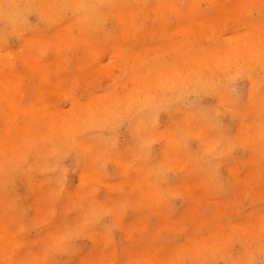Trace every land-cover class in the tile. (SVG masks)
I'll return each instance as SVG.
<instances>
[{
	"label": "rangeland",
	"instance_id": "rangeland-1",
	"mask_svg": "<svg viewBox=\"0 0 264 264\" xmlns=\"http://www.w3.org/2000/svg\"><path fill=\"white\" fill-rule=\"evenodd\" d=\"M6 1L5 0L0 1V8H1L0 9V25H1L0 26V42H2V43H0V48H1L0 49V55H1L0 59H2V60L4 59L3 61L0 60V66H2V68L1 67L0 68L3 70V71H0V82L3 85H5V83H8L10 81L13 82L15 80V82H13V84L16 86V85H20V84H15V83H20L19 78H21L22 79L21 80L22 85H20V86L22 89L20 87H19V89L21 90V92H23V90H24V92L22 93L23 96L20 98L23 99V97H24V100L20 101L19 96L17 97L18 93L16 94V92L18 91V89L15 90V86L12 83H9L10 85L12 84L11 87L9 86V84L8 85L6 84L7 86L5 85L6 87L10 88L11 90H7L8 88L6 89V87L3 88L4 86L2 87V85L0 86V92H1V90L4 91V89L9 91L8 94H5V91H4V93H1V95L2 94L5 96L9 95L8 97L6 96L7 98H9L10 96L12 97L11 93L14 92L16 95L14 94L13 96L17 97V99L14 98L15 103H13V104L16 107H18L19 105L21 106V104H23L21 112L24 109H26V110L28 109L27 111L30 110L31 112L33 111L32 107H34V106L31 107L30 105H28V103L29 104L32 103L36 107H38L37 105L42 107L43 101L46 100L48 102V104H47V102H44L45 108L44 107L43 108L38 107L39 108L38 111L40 113L35 112L37 109L36 110L34 109L35 111H33L32 113L30 111L24 112L26 114L28 113L25 116L28 117V115H29L30 118L29 117L26 118L22 115H20L21 118H19V115H17V117L19 118L18 119L17 117L14 116V118L19 120V122L14 123L15 120H12L13 115L18 114L20 111L15 113L12 110H10V108L7 107V105L10 104L9 99L8 100L6 98L4 99V96L0 97V98H2V100L3 99L7 100L6 103H5V101L4 102L2 101L3 103L0 102L1 103L0 107L4 108V111L2 110V112H6V116H5V113H3L5 116L4 117L2 115L1 110H0V112H1L0 113V120H1L0 121V146L1 145L5 146V147L1 146L2 148H4V150L0 147V149L4 151V153L2 152L3 154L0 155V256H1L0 257V264H7V262L12 261V260H13L12 261L13 264H41V261H42V264H127V263L128 264H159V263L160 264H236L235 259H237V264H241V263L245 264V262H247V261H248V264H264V251L262 250V249H264V234H263L264 233V128H263L264 127V64H262V63H264V42H263V40H264V26L263 25H264V23L261 22V20L264 21V19H262V17H264V16H262V15H264V0L263 1L262 0L261 1L260 0H242V1L241 0H233V2H232V0H224V1H226L225 3L223 0H222L223 2L219 0V3L222 2L223 5L222 4L221 5L224 6L223 8L221 6V9H219L220 7H218V5L220 6V4L217 3L218 0H216V1H213V0H196L195 2H194V0H173V1L172 0H149V1L148 0H144V1L142 0V3H141V0H139V1L138 0H113V1L112 0L111 1L110 0L109 1L108 0H101V2H100V0H97V1H93V0H65V3L67 2L66 4L63 2L64 0H54L53 3L56 6H54V4L52 3V0L50 1V3L48 2V0H30V3L29 2L25 3V2H27V0H23V1L20 0V4L17 3V2H19V0H9V1L6 0ZM146 1H148V2L146 3ZM248 1L251 2L250 3L251 6L247 4ZM254 1H256V2H254ZM2 2H5L4 3L5 5L4 4L2 5L1 4ZM22 2L25 4L24 5L22 4V6L20 7L19 5H21ZM60 2H62V4H65V6L61 5ZM94 2L97 4L95 5ZM192 2L195 4H193ZM84 3H87V4L85 5ZM233 3H236L235 4L236 6L235 5L233 6ZM237 3L239 4V7H238ZM17 4H18V6H17ZM57 4H59V5H57ZM174 4H176V6H178V7L174 6ZM26 5H28L29 7H27ZM88 5H89V7H88ZM90 5H92V8L90 7ZM189 5L193 6V7L195 6L194 7L195 10L193 9V7L190 8V10L192 9V10H194V12L193 11L190 12V10H189L190 13H187ZM254 5H256V6L253 8L254 10H252L251 7H253ZM2 6L4 7V9H2L3 8ZM41 6H43V7H41ZM93 6L95 7V9ZM125 6H128V7L126 8ZM215 6H217V7H215ZM242 6L244 8L243 9L244 11L241 9ZM257 6H258V8H257ZM56 7H58V8L60 7L59 8L60 10H58ZM82 7L85 8V10L83 9L81 11L80 9H82ZM140 7H141L142 12L138 13V11H140L138 8H140ZM150 7H151V9H150ZM247 7H248V10L245 9ZM52 8H55L56 10L52 9ZM86 8L87 9L89 8L92 11L89 10L90 11L89 12L88 10H86ZM158 8L160 9L159 11H157ZM177 8H179V9H177ZM196 8H197V10H196ZM237 8H240L244 12V14H246V15H244L243 12L240 13L239 11H241V10L237 9ZM249 8H251V9H249ZM255 8H257V9H255ZM161 9H163V10L161 11ZM232 9H234V10H232ZM235 9H237V10H235ZM61 10H63V15H61L62 14ZM93 10H94V13H93ZM175 10H177V12H178V13L176 12L177 14H175ZM47 11H51V13L49 14V12H47ZM56 11H57V14H56L57 18L61 17L60 18V24L59 23L57 24V21H59V20H57V18H55L57 20V21L55 20L56 23L53 21L54 18L53 19L51 18V15H55L53 12L56 13ZM75 11L77 13H75ZM237 11H238V14H237ZM80 12H81V14H80ZM134 12L138 13V14L133 15ZM172 12H174V13H172ZM228 12H230V17H228L229 16ZM58 13L60 16L58 15ZM69 13L71 15H69ZM73 13H75V15ZM205 13L208 15L205 16L206 15ZM215 13L217 16L220 14L219 17L214 15ZM247 13H249L248 17H247ZM82 14H83V16H82ZM178 14H180V15H178ZM210 14H211V16L213 15L212 17L215 16V18L214 19L208 18V16L210 17ZM234 14L235 15L237 14V16H235V19H234ZM11 15H12V17L15 16V18L12 19ZM131 15H133V20L130 21V19L132 18ZM138 15H139V17H138ZM154 15H156L155 18H153ZM184 15L187 17H185ZM203 15L205 17L204 19H202ZM243 15H244V17H243ZM23 16H24V18H23ZM120 16H122V17H120ZM140 16H141V21L139 19L135 18V17L140 18ZM151 16H153V17H151ZM225 16H227V18H225ZM240 16L243 17L244 19L246 18L247 20L246 19L244 20ZM104 17L106 19H104ZM206 17H207V20H206ZM109 18H111V19H109ZM216 18H218V19H216ZM221 18H222V20L220 21L219 19H221ZM223 19L225 20V23L222 24ZM258 19H259V23L256 24V21ZM97 20H99V22H97ZM154 20H155V22H154ZM198 20L199 21L201 20V22H199ZM101 21L103 23V24L101 23V26H100V24L96 25V24L100 23ZM133 21H136V22H133ZM180 21H182L183 27L181 26ZM206 21H208L209 24L212 21L211 25L206 26L207 28L202 25V23L203 24L205 23V25H207L208 23ZM236 21L238 23H241V25L236 23ZM243 21L244 22L248 21L249 23L246 22L245 23L246 25H245ZM16 22H18V23H16ZM47 22H49V23H47ZM51 22L53 23L52 25H50ZM72 22H73V24H72ZM117 22L120 24L118 25ZM131 22H133L134 25ZM162 22H166V24L163 25ZM192 22H193V24H192ZM93 23L95 26L94 25L92 26ZM124 23H126V24H124ZM136 23L137 24L139 23L140 25L139 24L137 25ZM200 23H201V25H200ZM70 24L72 25V27ZM173 24L174 25L178 24V26L172 27ZM224 24H226V25H224ZM248 24H251L252 26L248 25ZM260 24H261V26H260ZM25 25L27 27H25ZM124 25H126V26H124ZM158 25L160 27L165 26L166 28L164 27L161 29ZM222 25H223V27H221ZM247 25H248V27H247ZM29 26H31L33 28V30L35 28L36 29L33 31L31 29V27H29ZM211 26H214L215 30H214V27L212 29L209 28ZM232 26L235 29L238 27L236 29L238 34H237L236 30L234 28H232ZM69 27H71V29ZM73 27L75 30L73 29ZM76 27H78V28H76ZM136 27H139V28L137 29ZM175 27H177V28H175ZM191 27H193V28H191ZM255 27H258L259 30H257L258 28H255ZM21 28H23V29H21ZM24 28H28L27 29L28 31H26V29L24 30ZM80 28H82L83 30H80ZM86 28H87V30H85ZM124 28H126L128 31H126ZM133 28H135V29L133 30ZM186 28H187V31H186ZM218 28H220V29H218ZM245 28H246V30H248V29L249 30L246 31ZM150 29H151V31L153 29H155V32L153 30V34H151ZM167 29H169V30H167ZM171 29H172V31H171ZM191 29H193V30H191ZM217 29L220 31L219 32L220 35H219ZM240 29L243 30L244 32H242ZM124 30H125V32L130 33V34H131L132 30L135 32L133 33V31H132L133 36H131L129 34L127 36L125 34ZM222 30L224 32H222ZM24 31H26V34H24L25 33ZM37 31H38V33H37ZM68 31H70L71 34ZM138 31H140V32L137 33ZM173 31H174L173 35L178 34V35L174 36V39H173V41H175V42L177 41L176 43L174 42L175 44H173V41H172L173 35H171L173 33ZM210 31H212L213 33ZM22 32H24V33H22ZM99 32L102 34H100ZM122 32H124V33H122ZM159 32H160V34H159ZM200 32H202L201 36L199 34ZM215 32H217L216 34L219 35L220 38L217 37V35L215 36ZM256 32L257 33L259 32L258 36H261V37L256 36V34H257ZM21 33H22V35H21ZM179 33H181L183 35V37L182 36L180 37L181 34H179ZM211 33L213 34V36L210 39L209 37L211 36L210 35ZM252 33H254V34H252ZM69 34H70V36L68 37ZM249 34L253 35L254 40L251 39L252 35H249ZM30 35H33V36L31 37ZM71 35H73L74 37H72ZM102 35H104V36L102 37ZM159 35H160V37H159ZM184 35L186 38L184 37ZM204 35L205 36L209 35V36L204 37ZM237 35L240 36L239 38L241 40L243 39L242 41L245 42L244 44H246V47H244L245 45H243V42L238 43L239 42L238 40H240V39L236 38V37H238ZM7 36H9V37H7ZM119 36H122V38L124 37V39L127 38L128 41L126 39L125 43L124 42L122 43L121 41H124V39L121 40L122 38H120ZM170 36H172L171 39H170ZM247 36L249 37L248 38L249 41L247 38H245ZM17 37L18 38L20 37V38L18 39ZM34 37L36 39H34ZM71 37L74 40L72 39L69 41V38L71 39ZM117 37H119V38H117ZM132 37L134 39H132ZM178 37H180L181 39H179ZM4 38L6 41L4 40ZM63 38L65 40L68 39L66 41V43H65ZM96 38L98 39V41H96ZM102 38L103 39L105 38L106 40L105 39L103 40ZM137 38H139V39L137 40ZM196 38H198V39H196ZM202 38L203 39L205 38L206 41L203 40ZM228 38H231V39H228ZM233 38H234V40H232ZM101 39H102V44L104 43L103 45H105V46H102V44L100 45ZM143 39H145V42L147 44H149L150 47L148 45L144 44ZM226 39H228V40H226ZM48 40H49V42H48ZM82 40H84V41H82ZM92 40H93V42H92ZM107 40H108V42H107ZM113 40H116V42ZM134 40H136V41L133 42ZM139 40L144 44V46H142V48L140 47L142 43ZM149 40H151V41L149 42ZM165 40H166V44H165ZM236 40H237V42H236ZM71 41H72V43H75V46L73 45L74 49L71 45ZM75 41H77V42H75ZM180 41L185 43L183 46H186V48L189 49L192 47L193 52H195L199 48V50H197V52L199 54L197 52L192 53V51H190L192 49H189L187 51V54L185 53L186 55H189V56L191 54L192 55L196 54V55L195 56L191 55V57L188 56L189 58L187 57L188 60H186V57L184 56V52H186L185 50H187V49L185 47L182 49V46H180V45H182L181 44L182 42H180ZM246 41H247V43H246ZM3 42H7V43H3ZM25 42H27V43H25ZM97 42H98V44H97ZM110 42H111V45H110ZM112 42H113V44H112ZM31 43H34V44H31ZM77 43H78V45L81 43V46L80 45L78 46ZM116 43H122L123 44V45L117 46L120 50L119 54H121V55H118V56L116 55V56L120 57V58L115 57V54H117V52H118L117 51L118 48L116 49L114 46V45H117ZM154 43H155V46H154ZM167 43L170 44L172 48L170 47V45H167ZM227 43L228 44L230 43L228 45V47L230 48V50H228V51H230V52H227L224 49V47H227ZM29 44L32 45L31 46V48H33L32 50H30L31 48L28 49V47H30ZM42 44H44V45L46 44V46L48 45V50L46 48V53H45V50H44V53L42 52L43 49H45V47H41V49L43 48L42 50L39 49V47ZM65 44H68L69 46H67ZM128 44H130L131 46H129ZM134 44H136V45H134ZM176 44L180 47L177 48ZM188 44H190V45L188 46ZM247 44H249L250 46L249 45L247 46ZM156 45H158L160 47V50H163V51H160L161 53H165L166 51L164 48H166V49L168 48L166 54L165 55L161 54L159 52V49L157 51V48H159V47ZM163 45H165V46H163ZM202 45H205V47ZM214 45L216 48H217V45L220 48L218 47L219 49L218 48L216 49V48L212 47ZM4 46H5V49H4ZM6 46H8L7 47L8 49L10 48L9 49L10 51L6 48ZM95 46H100L101 52L98 50V53L100 52L99 55H98V53L96 55L97 47H95ZM119 46L122 48H120ZM137 46H138V48H137ZM200 46H202V49ZM230 46H235L237 48V50H236V48H235V50L238 54L236 52L234 54L233 51H235V50H232V48L234 49V47H230ZM20 47L22 50L20 49ZM49 47H51L50 48L51 50L49 49ZM58 47H59V49H58ZM79 47H80V49H79ZM94 47H95V49H94ZM133 47L135 48L134 52L132 51ZM155 47H157V48H155ZM107 48H109V49L107 50ZM136 48H137L138 52L136 51ZM169 48H171V50H169ZM180 48H181V50H178ZM205 48L207 50L209 49L207 51V53L203 52V51H205ZM211 48L216 50L214 52V54H216V56H214V54H212V53L211 54L208 53L210 51L213 52V50ZM243 48H244V50H243ZM23 49H25L26 52L28 51L31 54H29L28 52L26 53ZM124 49H125V51H124ZM172 49H174V50H172ZM20 50L23 51L22 56H24V57H21ZM57 50H59V51H57ZM114 50L116 51V53L111 56V54L114 52ZM128 50H130L129 53H128ZM152 50H153V52H152ZM217 50H219V51H217ZM4 51L10 52V53H7V54L5 53V56H3L2 54L4 53ZM89 51H90V53H89ZM92 51L94 52L93 54H95V56L92 55ZM123 51L127 52L125 54V56L126 55L127 56L126 57L123 56L124 58H121V56L124 55ZM131 51L133 52V54H131ZM140 51H141V53H140ZM169 51H171V52H169ZM182 51H183V53H182L183 55L180 58L179 55H181ZM224 51H225V55L227 57L224 55ZM231 51H232V54H230ZM248 51H250L251 53H248ZM37 52H38V54H37ZM58 52H59V54H58ZM61 52L63 54H60ZM135 52H137V53H135ZM157 52H159V53H157ZM11 53H13V54L15 53L14 57L10 56V55H12ZM147 53L149 54V56L147 55ZM205 53L207 54L206 56H204ZM40 54H42V55H40ZM136 54H138L139 56L143 54L144 57L143 56L139 57ZM158 54H160V55H158ZM197 54H198V56L199 55H201V56L198 57ZM29 55H31L30 59H29ZM33 55H36L37 57L33 56ZM38 55H40L41 58L40 57L38 58ZM108 55H109V57H108ZM151 55L153 58H150ZM208 55H213L212 58L213 57H221L222 61L219 60L221 58H218V59L213 58V60H214V62H213V60L210 59L211 57H209ZM228 55H229V57H228ZM251 55H252V57H251ZM8 56L10 57V59ZM16 56L18 57V60H17ZM59 56H62V58ZM81 56H82V58H81ZM129 56L131 58L132 57L133 58L131 59ZM183 56H184L185 60L183 59ZM202 56H204V57H202ZM15 57H16V59H15ZM19 57L22 60H20ZM33 57H34V59L36 57L35 60L33 59L34 62L29 61V60H32ZM66 57L68 58L67 60H69V64L66 62V60L64 61V59ZM127 57L129 60L127 59ZM141 57H143V58L148 57L147 59L149 61L147 60L146 63H144L145 60ZM201 57L204 58V60H202ZM24 58H27L28 62L24 61ZM59 58H61V59H59ZM113 58L114 59L116 58L117 60L113 61ZM227 58H228V60H227ZM247 58H250V60ZM96 59H99V61L97 60V62H99L100 65L96 62ZM120 59H122V60H120ZM126 59L128 61H126ZM140 59H142L141 61L143 63L140 61L141 63L139 64L138 63L139 61L137 62V60H140ZM208 59H210V61H207ZM216 59L218 61H221V62H218ZM89 60L92 62H89ZM130 60H133V61H130ZM260 60H262V61H260ZM11 61H12V63H10ZM36 61H37V63H39V61L43 62V63L40 62L41 65L39 64L41 66V68H39L40 66L37 65ZM123 61L124 62L126 61V63L128 65H126ZM186 61H188V62H186ZM205 61L208 63L210 62V63L208 65H205ZM257 61L260 62L261 64L258 63ZM24 62H26V63H24ZM76 62H77V64H76ZM87 62H89V63H87ZM128 62H133V63L135 62L134 63L135 67H134L133 63L131 64ZM171 62L173 64V66L171 65ZM202 62H203V65L200 66V64H202ZM215 62H216V64H214ZM30 63L33 64V66ZM84 63L86 65L82 66V64H84ZM113 63H115V64H113ZM120 63H122L123 65ZM137 63L139 64V66L137 65ZM168 63H170L169 66L167 65ZM254 63H255V65H254ZM256 63H258V64L256 65ZM24 64H27V65H24ZM108 64H109V67L111 65L110 69H108ZM129 64H131L133 67L129 66ZM141 64L142 65L145 64L144 66H141V67L142 68L145 67L146 70H144L145 68H143V71H142V68L140 67ZM175 64H176V66H175ZM250 64H253V65H250ZM8 65H9V67H7ZM78 65H80V66H78ZM91 65H94V66H91ZM96 65L99 67L102 65H105V66H103L104 68L100 67L101 70L99 69L100 70L99 74L105 76V74H106L105 73V67H107V69H108V70L106 69L107 73H109V71L111 72V74L109 75L110 77H108V76H105V77L100 76L99 77V75H95L98 73ZM116 65L117 66L119 65L118 66L119 69L116 67ZM182 65H183V67H182ZM194 65H195V67H194ZM260 65H261V68H259ZM14 66H16V67H14ZM30 66L32 67L33 70H36V71L33 72L32 70H30ZM43 66H44V68H43ZM124 66L126 67V70L122 68V70H123L122 71L121 67H124ZM128 66L131 69H128L129 68ZM151 66H152V68H149ZM205 66H207V67L205 68ZM79 67H81V68H79ZM159 67H161V68L159 69ZM54 68H55V70H54ZM77 68H79L78 69L79 71L77 70ZM88 68L89 69L91 68L89 73H87V71H89ZM133 68L137 69L135 72L138 71V73H139L141 71L140 72L141 74L138 75V73H137V75H136ZM167 68H168V70L170 69L168 72H167ZM11 69H13L15 71H13ZM154 69H156V70H154ZM177 69L178 70L181 69V72H179V74L176 73ZM10 70L12 72H10ZM23 70H24V72H23ZM29 70H30V72H29ZM49 70H50V72H52V70H53V73L47 72ZM94 70H96V72ZM173 70H174V72L171 73ZM235 70H238V71H235ZM84 71L86 73H83ZM158 71H160L159 73L162 72L163 74L161 73L158 76L157 75ZM231 71H232V73H230ZM44 72H46L47 77H46V75H44L45 74ZM131 72L133 74H135V76H132ZM193 72H194V74L196 72V74L193 75ZM249 72H250V74H249ZM1 73H3V74H1ZM11 73H12V75L14 73L17 74V75H15L16 77L12 76ZM20 73L22 74L21 76L19 75ZM48 73L50 75L49 76L50 78H48ZM142 73H145V74L142 75ZM24 74H27V77ZM31 74H32V77L30 76ZM80 74H82L81 76H83V77H81V76L79 77ZM89 74H90V77H89ZM245 74H247L248 76L247 75L245 76ZM28 75L31 78L28 77ZM41 75L44 76L43 78H47V80L50 82L49 85L47 84V83H49L48 81L46 83V81L44 82L43 80L42 81L44 84L41 83V80H40V84H39V82H38L39 79H43ZM94 75L97 76V78H96L97 81L95 80ZM106 75H108V74H106ZM128 75H130V76H128ZM152 75H154V76H152ZM6 76H7V78H6ZM9 76H10V78H9ZM119 76H120V78H119ZM131 76H132V78H131ZM156 76H158L157 79H160L161 82L165 81V83H162V84H164V86L160 85L162 87V89H160L161 87L159 88V85H158L161 82L157 81L155 83V81L157 80ZM186 76H188V77H186ZM87 77H89L91 79H89ZM144 77H146V78H144ZM149 77H150V80H149ZM170 77H171V79H170ZM251 77H252V80L250 81ZM2 78L4 79L3 80L4 83H3V81H1ZM72 78H73V80H72ZM93 78H94V80H93ZM117 78L119 81H117ZM152 78L154 79V82H153ZM163 78H164V80H163ZM9 79H10V81H9ZM23 79H25L26 81L25 80L23 81ZM34 79H36L37 82ZM49 79L53 83H51V81ZM77 79H79V80H77ZM126 79H127V83L128 82H130V83L127 84ZM135 79H136V81H135ZM141 79H142V81H143V79L145 81L147 80L146 81L147 84L145 81L144 82H142V81L138 82ZM7 80H8V82H7ZM62 80L63 81L65 80L67 82L64 81L65 83L63 84ZM68 80H70V82H68ZM16 81H18V82H16ZM76 81L77 82L80 81V82L77 83ZM92 81H96V83H93V86H94L93 89L91 88L92 85H90V87H89L90 89L87 88L88 87L87 84H89V83L91 84ZM167 81L169 84H167ZM172 81H174V82H172ZM213 81H215V82H213ZM258 81H259V84H258ZM29 82H30V84H29ZM35 82H36V86L39 87L38 88L39 91H40V87H41L40 92L37 91V88L34 85ZM54 82L55 83L59 82V84L61 83L62 86L61 87L57 86L58 83L55 84ZM71 82H73V84H71ZM122 82H124L126 84H124ZM135 82H137L138 84ZM151 82H153V83H151ZM184 82H186V83H184ZM250 82L252 83V85ZM23 83H24V85H23ZM139 83H141V84L143 83V86ZM154 83H155V85H153ZM216 83H217V85H213ZM116 84H118V85H116ZM42 85H43V87L45 86L44 90L49 88V90L51 91V92L48 90L44 91L47 93L46 96L41 95L42 93H44V92H42V90H43ZM68 85L71 88L72 87L73 88L70 89L68 87ZM134 85L135 86L139 85V87L143 91L139 92L140 88L139 87L134 88ZM156 85H158L157 86L158 89L156 88ZM165 85H166V87H165ZM248 85H250V86H248ZM12 86L14 89L12 88ZM53 86L56 87V88L55 87L54 88H55V90H57V92L58 91H59V93L62 92V93H60L61 95H63V92L68 90L67 93H69L68 94L69 96H67V93H66L65 95H63V97L60 96L61 97L60 98L59 93H57L58 94L57 95V94H55L56 91L55 92L53 91L54 90V88H52ZM131 86L133 87V89H136L137 92L134 91ZM144 86H146V88L143 89ZM253 86L257 87V88H253ZM16 87L18 88V86H16ZM32 87H33V90H35V89L36 90L31 91ZM67 87L69 89L65 90ZM230 88H231V90H230ZM59 89H63V90H59ZM107 89H108V91L111 90L110 93L107 91ZM112 89L114 90L113 93H112V91H113ZM129 89H132L134 91V93L132 92L133 95L131 94L132 97L130 96V98L128 100L129 96L127 97V99H125L126 93H124V90H125V92H126V90L131 92L132 90H129ZM138 89H139V91H138ZM145 89H147V91ZM148 89L150 91H148ZM156 89H157V91H159V90L160 91L156 92ZM249 89L250 90L254 89L255 92L252 93V91H250ZM13 90H15L16 92ZM216 90L219 91L222 95L219 94V92H217ZM36 91L39 92V94H38L39 96L41 95L40 98L37 97L38 95L37 96L35 95V94H37ZM115 92H116V94H115L116 97H114ZM145 92H147V93H145ZM32 93L36 96V98L31 97ZM98 93L100 95L102 94V97L99 96L102 103L101 102L98 103L100 100L98 102H96L99 98L96 97V95H94V94H97V96H98ZM104 93L105 94L107 93L108 97H107V95L104 96ZM111 93H112V95H110V96H113V97L110 99L109 94H111ZM127 93H128V95L130 94L129 92H127ZM139 93H142L144 95H142V94L140 95ZM25 94H26V96H28L27 98H26ZM76 94H77V96H76ZM170 94H171V96H170ZM215 94H218V96H216ZM250 94H252L253 96L250 97L251 96ZM55 95H57L58 97H56ZM247 95L249 97H247ZM91 96H93V98H95V99H93V98L90 99ZM118 96H119V98L121 97V101L118 98ZM29 97H31V98H29ZM45 97H46V99H45ZM134 97H135V99H133ZM254 97L255 98L257 97V98L255 99ZM73 98H75V99H73ZM108 98L110 100H108ZM131 98H132V100H131ZM14 99H12V102ZM29 99L32 102H28ZM36 99L37 100L39 99V100L36 101ZM72 99L76 102H74ZM117 99H119L120 104L116 103V102L119 103V101H117ZM140 99H142L143 104H141ZM88 100L90 102H92L93 105H96V104L100 105L101 104L100 106L98 105L99 108H102L104 106V105L102 106V104H106L105 105L106 107L104 106L106 108V110H107V108H110L112 106L111 109H109L111 112L109 110L106 111L104 107H103L104 109H100V110H103L101 112L99 111L98 107L96 108L98 111H95L96 109L92 110L91 107L95 108L96 106L95 107L93 105L91 106V104H92L91 103L89 105H90V109L92 111H94V113H92V114H94V115H92L93 119H94L95 115L96 116L99 115V116L97 117V119L95 121L93 119H91L92 120V122H91V120L87 119V122H86L85 113H87V112H85L86 108L84 107V104L90 103V102H87ZM93 100H94V102H93ZM112 100L114 101V103H112V105H111L110 103L112 102ZM125 100H127V103ZM135 100H136V103H134ZM0 101H1V99H0ZM123 101H125V102H123ZM35 102L37 105L35 104ZM37 102L38 103L41 102L42 105H40V103L38 104ZM129 102H131V103H129ZM167 102H168V104H167ZM216 102H217V104H216ZM17 103H19V104H17ZM72 103H73V105L75 104L74 105L75 107L74 106L72 107ZM77 104H78V107H76ZM108 104H110L111 106H109ZM164 104H166V105H164ZM25 105L29 106L30 108L27 106L25 107ZM53 105H54V107H53ZM86 105H88V104H86ZM115 105L119 106V107L117 106L118 109L114 108V107H116ZM138 105H139V108L137 107ZM23 106H24V109H23ZM47 107L49 109H46ZM79 108L81 109V111ZM121 108H123V109H121ZM44 109H46L47 111H50V113L52 111H54L53 115L49 113V116H48V113L46 111L47 116L45 117L46 113L44 114L42 112ZM57 109H59V110H57ZM70 109H72V110H70ZM82 109H84L85 111L84 110L82 111ZM56 110L58 112H55ZM74 110L76 111V113L77 112L79 113V111H80V114L82 112H84V113H82L81 117L84 114L85 118H81L80 121H78L79 116L76 115L77 116L76 118L78 119L77 121L80 122L79 124H77V121L76 122L74 121L75 119H73V120L71 119V118H73L72 113L75 114ZM115 110H116V112H115ZM175 110H177V111L175 112ZM59 111H60V113H59ZM67 111H70V113H68ZM104 111H106V112L104 113ZM213 111H215V112H213ZM44 112H45V110H44ZM88 112H89V110H88ZM55 113H57V115L58 114L59 115L57 116ZM67 113H68V115H67ZM10 114H12V115H10ZM19 114H21V113H19ZM22 114H23V112H22ZM39 114H41V116H39ZM54 114H55V116L58 117V121L61 120L60 118H62V120L60 121L61 123L59 122V125L56 124L57 129H60L61 127H59V126H62L66 122H69L68 123L69 125L66 123V125H68L69 127L71 126V122L74 121V123H76L75 125L73 123L72 124L73 126H71L70 128H72V129L74 128L73 129L74 131L76 130L75 128H77V131L74 132L71 129V131H73V133L71 135L67 134V137L68 138L70 137V141L68 139L65 140L66 135L64 136L65 139L62 136L63 134H65V132L64 133H62V132L64 130H66L65 129L66 127H63L64 130L61 128L62 131L59 130L60 134H58V132L56 133V131H58V130H55L56 127L53 126L51 123L52 118H53L52 122L55 120L57 122V117L55 118ZM60 114H61V117H60ZM88 114H91V113H88ZM101 114L103 116H101ZM108 114L111 115L112 118L109 119ZM105 115H107V116H105ZM8 116L10 119V120L8 119V121H11L12 125H13V123L15 124V125H13L14 128L10 127V125H11L10 122H6L7 119H5V118H8ZM42 116H44L45 118ZM65 116L66 117L71 116V117L67 119ZM156 116H158V119H156ZM182 116H184V117H182ZM31 117H32V119H31ZM100 117H102V118H100ZM54 118H55V120H54ZM74 118H75V116H74ZM87 118H88V116H87ZM89 118H90V116H89ZM106 118H107V120H106ZM138 118H141L143 122L140 121L141 119L138 120ZM154 118L156 119L157 122L155 121ZM185 118H187V119H185ZM28 119H31L30 121L34 125L31 123L32 124V126H31L30 122L29 123L27 122L30 126L27 129L25 128L27 131L24 134V132H25L24 128L22 129L20 127L26 123L25 121H29ZM40 119H42V120H40ZM98 119H101L102 121H104L105 122L104 125H102L103 123H101L102 122L101 120H99V122H97ZM18 120H16V121H18ZM66 120H68V121H66ZM70 120H72V121H70ZM105 120L107 122L108 121H110V122L107 123ZM144 120L145 121L148 120V121L145 122ZM62 121L63 122L66 121V122L62 123ZM139 121L143 124H140ZM240 121H241V123H240ZM242 121H243V123H242ZM81 122L83 124L82 126H81ZM151 122H155V123L153 124ZM247 123H248V129H246ZM49 124L52 127H54L52 129L53 132L55 131L54 133H52L50 130H49V132H51V133L46 132L45 129L48 128L47 125L49 126ZM136 124L138 125V128H139V126H140V128H142L141 126L147 125V127H145L146 131L144 130V127L142 129H140L141 130L140 131L137 128ZM144 124H146V125H144ZM242 124H244V125H242ZM4 125L7 127L9 126L10 128L9 127L8 128L9 129L12 128L13 130H9ZM25 125H27V124H25ZM25 125L23 127H25ZM149 125H152L153 127L149 126ZM44 126L46 127L45 129H43ZM51 126L48 129H50ZM163 127H165V129H166L165 131H164ZM134 128H135V130H133ZM136 128L138 129V132H136ZM188 128H191L190 129L191 131L188 130L191 134L187 131ZM207 128L209 129L208 131H207ZM28 129H29V131H28ZM40 129L42 131L41 133H39L40 131H38ZM101 129H103V130H101ZM198 129H201L202 131L200 130V132H199ZM257 129L259 131H257ZM117 130H119V131H117ZM9 131H11L10 134L12 133L11 137L9 136L10 134L9 135L3 134L5 132H7V134H8ZM43 131L46 133V134L44 133L46 136H48V137L52 136L51 138L48 139L49 142L46 141L47 138L43 139V137L45 136V135H43ZM67 131H69V133L71 132L70 129H68V127H67ZM168 131H169L170 135L168 134ZM177 131L179 133H177ZM247 131H248V134H247ZM171 132L173 135H175L174 132H176V135L177 134H180V135H178L177 136L178 138H176V136L175 137L171 136L172 135ZM195 132H198V135L201 133L200 134L201 138ZM15 133L18 134V137H17V134H15ZM38 133L43 135L42 138L39 137L40 135ZM47 133L49 135H47ZM77 133H79V135ZM153 133H154V135H153ZM1 134H3V135H1ZM99 134H101V135L98 136ZM161 134H165V135H163L164 137ZM192 134L194 135V137ZM250 134H251L252 138L249 136ZM21 135H22V137H21ZM23 135L26 136L27 138H23L24 137ZM60 135H61V137H60ZM86 135L89 137L86 138L87 137ZM95 135L97 137H95ZM160 135L163 137L162 140H161L162 137H159ZM166 135L168 138L166 137ZM6 136H9V137H7V140H6ZM29 136L33 137V139L30 138ZM34 136H36V138H34ZM54 136H55V139H54ZM246 136L249 138V140ZM256 136H257V138H255ZM150 137L152 138L151 141H149V139H151ZM170 137H172V138H170ZM12 138H14V139H12ZM75 138H76V141L74 142ZM91 138H93V139H91ZM165 138H167V139H165ZM218 138H220V139H218ZM3 139H4V141H3ZM169 139H171V142L173 140V142H172L173 144H174V141H176V144H174L173 147H171L173 144H171V146L168 145L171 143L169 141ZM196 139H197V141H196ZM1 140L3 141V143L1 142ZM10 140H12L13 143L16 142L15 143L16 148L14 147V144H13V148L10 147L11 143H12V141H10ZM38 140H39V143H38ZM77 140H78V142H77ZM213 140L215 141L214 143H213ZM67 141H69L70 143ZM103 141H106V142H103ZM73 142L76 144L77 143H79V144L76 146L73 144ZM80 142H82V143H80ZM85 142H88V143H85ZM17 143L19 145H17ZM50 143L52 145L49 146ZM149 143H151V146ZM89 144H90V146H89ZM99 144L100 145L102 144V145L99 146ZM166 144L168 145V148L170 147L172 150L170 148L168 149ZM53 145H55V146L53 147ZM56 145L57 146L60 145V146H58V148H57ZM83 145H86V147L84 148ZM94 145H96V147ZM69 146L71 148H69ZM105 146L107 148H104ZM203 146H205V147H203ZM40 147H41V149H40ZM100 147L103 149L101 150ZM109 147H110L111 151H109L110 150ZM46 148H48V149H46ZM174 148H175V150H174ZM202 148H204L205 151ZM206 148L207 149L209 148V150L207 151ZM10 149L11 150L13 149L12 152L10 151ZM29 149L30 150L32 149L31 152ZM34 149H36V150H34ZM66 149H68V150H66ZM98 149H100L101 151H103V150H105V151L100 153L99 151H97ZM55 150L59 151V152L56 153ZM64 150H65V152H64ZM164 150L165 151L167 150L166 153ZM201 150L203 151V153H205V152L206 153L202 154ZM28 151H29V153H28ZM42 151H44V152H42ZM144 151L146 154L143 155ZM198 151L199 152L201 151L200 156H199ZM61 152H63V153H61ZM91 152H92V154H90ZM104 152L106 154L103 157L102 155ZM114 152H116V153H114ZM119 152H121L120 155L117 154ZM9 153L11 154V156ZM113 153H114V156L111 155ZM18 154H19V157H18ZM30 154H32V155H30ZM54 154H55V156H54ZM65 154H66V156H65ZM115 154H117V156ZM164 154H165V157H164ZM39 155H40V158H39ZM92 155H94V156L92 157ZM96 155H99V156L101 155V156L100 157L98 156V158H97ZM15 156H17V158ZM33 156H34V158H33ZM108 156H110V157L108 158ZM120 156L124 158V159L122 158L123 160L127 161V162L123 161L125 164H121L123 162H119V161H122V159H120L121 158ZM81 157H83V158H81ZM166 157H167L168 161H167ZM47 158H49V159H47ZM183 158H184V160H183ZM63 159H65V160H63ZM74 160H76V161H74ZM181 160H183L185 163L186 162L187 163L184 164V162ZM16 161H17V163H16ZM49 161H51V162H49ZM56 161H58V162H56ZM134 161L136 162L135 165L133 163ZM104 162H106V164H104ZM129 162H131L132 164L129 165ZM2 163H3V165H2ZM49 163H51V164H49ZM84 163L86 165H84ZM89 163H91L94 167L89 168L88 166L91 165ZM102 163H103V165H102ZM116 163L124 166V169L122 166L119 165L120 166L119 170H116V168H117ZM141 163L143 165H141ZM170 163L172 164V166L169 165ZM127 164L130 167L126 168L125 165H127ZM138 164H140L141 166ZM157 164H158V166H157ZM13 165H14V167H12ZM40 165L43 167L41 168ZM38 166L42 170H40V168ZM65 166L68 168H66ZM33 167H36V168L33 169ZM79 167L80 168L83 167V169L86 171L80 172V170H82V169H80ZM93 168H95V169L92 170ZM134 168H136L137 171ZM144 168H146L147 171ZM35 169H38L37 172L35 171ZM122 169H123L124 173L122 172ZM39 170H40V173H39ZM90 170L94 171V172L97 171L96 173L92 172L93 174H95L97 176V178H95V180L93 178V177H95V175H92L90 173L91 172ZM125 170H126V173H125ZM3 171H5L6 173ZM234 171H236V172H234ZM250 171H251V173L249 174ZM59 172H61V173H59ZM119 172H120V174H119ZM48 173L51 175H49ZM37 174H38V177H37ZM44 174L46 176H44ZM142 174H144V175H142ZM11 175H13V176H11ZM82 176H85L86 180H84V177H82ZM144 176H147V177H144ZM237 176H238V178H237ZM63 177H65V179ZM45 178H47L48 181H47V179L45 180ZM49 178H50V180H49ZM80 178H81V180H80ZM245 178H246L247 182L245 181ZM88 179H91V180L89 181ZM134 179L136 180V182H138L140 184L139 185L140 188L137 185V183L135 185ZM43 180L45 181L44 182L45 184L43 183ZM83 180L86 182H84ZM87 180L90 183H88ZM125 180H126V182H124ZM142 180H143V182H141ZM82 181L84 182V184H86V185H84L85 187L83 186ZM97 181H98V183H97ZM105 181H108V182H105ZM183 181L185 182L186 186H187V184L190 185V187H189V185L187 186L190 189L185 187ZM56 182H58V183H56ZM79 183L82 185V188H80ZM61 184H63V185H61ZM113 184H114V186H113ZM42 185L43 186L45 185V186L43 187ZM110 185H111V187H110ZM150 185H152L153 187ZM60 187L61 188L63 187V189H60ZM147 187H150V190H149V188L147 190L146 189ZM138 188L142 191L140 192ZM174 189H175V191H174ZM146 190L149 192L154 191L156 194H154V192L153 193L150 192L147 194ZM60 191H62V192H60ZM143 191H145V192H143ZM78 192H81V193H78ZM185 192H187V193H185ZM60 193H61V195H60ZM76 193L78 196L77 198H76ZM146 194L149 195L150 198H148ZM70 195H72V196H70ZM125 198H127V199H125ZM145 199L146 200L148 199V200L146 201ZM91 202H92V204H91ZM156 202H158V203H156ZM134 203H136V204H134ZM103 205H104V207H103ZM57 206H58V208L56 209ZM75 206H77V207H75ZM101 207L102 208L106 207L107 210H105L106 208L101 210L102 209ZM121 207H123V208H121ZM53 208H55V209H53ZM110 208H112V209H110ZM124 208H125V210H124ZM122 210H124V211H122ZM117 211H119V212H117ZM247 213H250V214L252 213V214L250 216H248ZM137 218H139L140 221ZM204 219H206V221L207 220L208 221L207 222L205 221V223H204ZM261 219L263 220L262 221L263 223L261 222ZM246 221L247 222L249 221L248 224ZM250 222L252 225H250V227L246 226V225H249ZM121 223L123 224V227H122ZM235 223L238 225H236ZM255 223L257 224L256 227H255V225H256ZM259 224H261V225H259ZM5 226H6V228H5ZM7 226H9V227H7ZM136 226L138 227V229ZM243 226L246 228L245 230L243 229ZM252 226H254V227H252ZM258 226L259 227L261 226L262 228L261 227L259 228ZM257 227L259 228L258 229L259 232L257 230ZM246 230H248V232L245 233ZM256 230H257V233H256L257 235L255 234ZM88 231H90V232H88ZM50 232H52V234L55 232L54 236L51 235ZM260 232H261V234H260ZM50 235H51V237H50ZM258 235H259V237H258V239H256ZM185 237H187V238H185ZM59 239H60V242H59ZM54 240H56L55 243H54ZM57 240H58V242H57ZM207 241H209V242H207ZM214 244H216V245H214ZM158 248H159V250H158ZM177 248H179V249H177ZM155 251H156V253L153 256V254H154L153 252H155ZM33 253H35V255L36 254L37 255L33 256L32 255ZM127 253L130 255H128ZM144 253L146 254V256ZM45 255H46V257H45ZM156 255H158V256H156ZM36 257L39 259H37ZM40 259H42V260L40 261ZM162 261H164V262H162ZM249 261H251V262H249ZM12 262H10V264H12Z\"/></svg>",
	"mask_w": 264,
	"mask_h": 264
},
{
	"label": "bare ground",
	"instance_id": "bare-ground-1",
	"mask_svg": "<svg viewBox=\"0 0 264 264\" xmlns=\"http://www.w3.org/2000/svg\"><path fill=\"white\" fill-rule=\"evenodd\" d=\"M0 1H2V0H0ZM5 1H6V0H5ZM8 1H9V0H8ZM21 1H23V0H21ZM50 1H51V0H48L49 3H50ZM93 1H97V0H93ZM108 1H109V0H108ZM110 1H111V0H110ZM112 1H113V0H112ZM138 1H139V0H138ZM143 1H144V0H143ZM148 1H149V0H148ZM148 1H146V3H147ZM172 1H173V0H172ZM195 1H196V0H194V2H195ZM213 1H216V0H213ZM220 1H222V0H220ZM223 1H224V0H223ZM223 1H222V2H223ZM241 1H242V0H241ZM260 1H261V0H260ZM262 1H263V0H262ZM6 2H7V1H6ZM28 2L30 3V0H27V2H25V3H28ZM53 2H54V0H52V3H53ZM63 2L65 3V0H64ZM77 2H78V1H77ZM100 2H101V0H100ZM198 2H199V1H198ZM222 2L219 3V0L217 1V3L220 4V6L218 5V7H220L219 9H221V6L223 5ZM225 2H226V1H224V3H225ZM232 2H233V0H232ZM248 2H249V3H248ZM248 2H247V4L250 5L251 2H250V1H248ZM254 2H256V1H254ZM4 3H5V2H2L1 4L3 5ZM17 3L20 4V0H19V2H17ZM25 3L22 2L21 5H19V6L21 7L22 4L24 5ZM52 3H51V4H52ZM56 3H57V2H56ZM66 3H67V2H66ZM66 3H65V4H66ZM94 3H95V2H94ZM141 3H142V0H141ZM192 3H193V2H192ZM243 3H244V2H243ZM18 4H17V6H18ZM53 4H54V3H53ZM60 4L63 5V6H65V4H62V2H60ZM84 4L86 5L87 3H84ZM89 4H90V3H89ZM96 4H97V3H95V5H96ZM193 4H195V3H193ZM221 4H222V5H221ZM235 4H236V3H233V6H234ZM237 4H238V3H237ZM245 4H246V3H245ZM245 4H244V5H245ZM4 5H5V4H4ZM57 5H59V4H57ZM80 5H81V4H80ZM80 5H79V6H80ZM95 5H94V6H95ZM116 5H117V4H116ZM116 5H115V6H116ZM119 5H120V4H119ZM191 5H192V4H191ZM228 5H229V4H228ZM240 5H241V4H240ZM17 6H16V7H17ZM26 6L29 7L28 5H26ZM26 6H25V7H26ZM54 6H56V5L54 4ZM54 6H53V7H54ZM94 6H93V7H94ZM100 6H101V5H100ZM149 6H150V5H149ZM174 6H176V4H174ZM186 6H187V5H186ZM235 6H236V5H235ZM250 6H251V5H250ZM250 6H249V7H250ZM255 6H256V5H254L253 7H251L252 10H254L253 8H254ZM2 7H3V6H2ZM12 7H13V6H12ZM27 7H26V8H27ZM41 7H43V6H41ZM49 7H50V6H49ZM66 7H67V6H66ZM69 7H70V6H69ZM84 7H85V6H84ZM88 7H89V5H88ZM90 7L92 8V5H90ZM95 7H96V6H95ZM95 7H94V9H95ZM117 7H118V6H117ZM125 7L127 8L128 6H125ZM141 7H142V6H141ZM141 7L138 8V9L140 10V11H138V13L142 12V11H141ZM147 7H148V6H147ZM176 7H178V6H176ZM192 7H193V6H190V5H189V7H188V12H187V13H190V12H192V11L194 12V10H195L194 7H195V6L193 7L194 10H192V9L190 10V8H192ZM215 7H217V6H215ZM223 7H224V6H222V8H223ZM238 7H239V4H238ZM18 8H19V7H18ZM56 8H57L58 10H60V9H59L60 7H59V8L56 7ZM118 8H119V7H118ZM123 8H124V7H123ZM154 8H155V7H154ZM213 8H214V7H213ZM231 8H232V7H231ZM233 8H234V7H233ZM251 8H249V9H251ZM257 8H258V6H257ZM257 8H255V9H257ZM0 9H1V8H0ZM2 9H4V7H3ZM52 9H55V8H52ZM83 9L85 10V8H83V7H82V9H80V10L82 11ZM104 9H105V8H104ZM104 9H103V10H104ZM142 9H143V8H142ZM150 9H151V7H150ZM155 9H156V8H155ZM177 9H179V8H177ZM237 9H240V8H237ZM237 9H235V10H237ZM241 9H242V10L244 9L243 6H242ZM241 9H240V10H241ZM245 9L248 10V7L245 8ZM48 10H49V9H48ZM55 10H56V9H55ZM75 10H76V9H75ZM86 10L89 11L90 9H89V8H88V9L86 8ZM124 10H125V9H124ZM146 10H147V9H146ZM159 10H160V9L158 8L157 11H159ZM162 10H163V9H161V11H162ZM189 10H190V12H189ZM196 10H197V8H196ZM230 10H231V9H230ZM232 10H234V9H232ZM242 10L239 11V12L242 13V12L244 11V10H243V11H242ZM12 11H13V10H12ZM12 11H11V12H12ZM61 11H62V14H61V15H63V10H61ZM61 11H60V12H61ZM90 11H92V10H90ZM90 11H89V12H90ZM161 11H160V12H161ZM170 11H171V10H170ZM24 12H25V11H24ZM47 12H49V14L51 13V11H47ZM131 12H132V11H131ZM135 12H136V11H135ZM135 12H134L133 15L138 14V13H135ZM176 12H177V10H175V14L178 13V12H177V13H176ZM185 12H186V11H185ZM219 12H220V11H219ZM251 12H252V11H251ZM14 13H15V12H14ZM53 13H54L55 15H51V18H52V19L54 18L53 21L55 22V20H56L55 18H57V16H56L57 11H56V13H55V12H53ZM75 13H77V12L75 11ZM75 13H73V14L75 15ZM91 13H92V12H91ZM93 13H94V10H93ZM119 13H120V12H119ZM172 13H174V12H172ZM235 13H236V12H235ZM245 13H246V12H245ZM252 13H253V12H252ZM15 14H16V13H15ZM42 14H43V13H42ZM42 14H41V15H42ZM80 14H81V12H80ZM104 14H105V13H104ZM120 14H121V13H120ZM156 14H157V13H156ZM205 14H206V13H205ZM205 14H204V15H205ZM211 14H212V13H211ZM211 14H210V17L208 16V18H213V19H214L215 16L212 17L213 15L211 16ZM224 14H225V13H224ZM237 14H238V11H237ZM237 14H236V15L234 14V19H235V16H237ZM243 14H244V12H243ZM248 14H249V13H247V17H248ZM16 15H17V14H16ZM24 15H25V14H24ZM43 15H44V14H43ZM58 15H59V13H58ZM69 15H71V14L69 13ZM74 15H73V16H74ZM102 15H103V14H102ZM133 15H131L132 18L130 19V21L133 20ZM142 15H143V14H142ZM162 15H163V14H162ZM178 15H180V14H178ZM178 15H177V16H178ZM187 15H188V14H187ZM204 15H203V18H202V19L205 18ZM207 15H208V14H206L205 16H207ZM214 15H216V13H215ZM219 15H220V14H219ZM219 15H218V16L216 15V16L219 17ZM225 15H226V14H225ZM228 15H229V16H228ZM228 15H227V16L230 17V12H228ZM239 15H240V14H239ZM244 15H246V14H244ZM244 15H243V17H244ZM250 15H251V14H250ZM44 16H45V15H44ZM52 16H53V17H52ZM55 16H56V17H55ZM59 16H60V15H59ZM82 16H83V14H82ZM159 16H160V15H159ZM184 16H185V15H184ZM227 16H225V18H227ZM262 16H264V15H262ZM11 17H12V15H11ZM19 17H20V16H19ZM28 17H29V16H28ZM66 17H67V16H66ZM120 17H122V16H120ZM138 17H139V15H138ZM138 17H135V18H137V19H139V20L141 21V16H140V18H138ZM148 17H149V16H148ZM151 17H153V16H151ZM155 17H156V15H154L153 18H155ZM164 17H165V16H164ZM185 17H187V16H185ZM238 17H239V16H238ZM240 17H241V16H240ZM243 17H241V18H243ZM13 18H15V16L12 17V19H13ZM23 18H24V16H23ZM60 18H61V17L57 18V20H59V21L56 20V21H57V24H58V23L60 24ZM107 18H108V17H107ZM153 18H152V19H153ZM225 18H224V19H225ZM241 18H240V19H241ZM84 19H85V18H84ZM104 19H106V18L104 17ZM109 19H111V18H109ZM178 19H179V18H178ZM185 19H186V18H185ZM216 19H218V18H216ZM224 19H223V21H222V24L225 23V20H224ZM243 19H244V18H243ZM243 19H242V20H243ZM245 19H246V18H245ZM245 19H244V20H245ZM262 19H264V17H262ZM87 20H88V19H87ZM90 20H91V19H90ZM107 20H108V19H107ZM164 20H165V19H164ZM206 20H207V17H206ZM219 20L221 21L222 18L219 19ZM231 20H232V19H231ZM246 20H247V19H246ZM14 21H15V20H14ZM14 21H13V22H14ZM22 21H23V20H22ZM85 21H86V20H85ZM85 21H84V22H85ZM105 21H106V20H105ZM119 21H120V20H119ZM198 21H199V20H198ZM226 21H227V20H226ZM233 21H234V20H233ZM252 21H253V20H252ZM86 22H87V21H86ZM86 22H85V23H86ZM97 22H99V20H97ZM106 22H107V21H106ZM133 22H136V21H133ZM133 22H131V23L134 25ZM144 22H145V21H144ZM154 22H155V20H154ZM172 22H173V21H172ZM199 22H201V20H200ZM206 22L208 23L207 25H205V23H204V24L202 23V25L205 26V27L208 26V25H211V24H212V23H211L212 21L210 22V24H209L208 21H206ZM243 22H244V21H243ZM246 22H248V21H246ZM246 22H244V24H245ZM261 22L264 23L263 20H261ZM16 23H18V22H16ZM23 23H24V22H23ZM47 23H49V22H47ZM55 23H56V22H55ZM91 23H92V22H91ZM101 23H102V21H101L100 23L96 24V25H99V24H100V26H101ZM117 23H118V22H117ZM140 23H141V22H140ZM162 23H163V25L166 24V22H162ZM180 23H181V26H182V21H180ZM180 23H179V24H180ZM236 23H238V22L236 21ZM248 23H249V22H248ZM258 23H259V19L256 21V24H258ZM25 24H26V23H25ZM52 24H53V23L51 22L50 25H52ZM57 24H56V25H57ZM72 24H73V22H72ZM87 24H88V23H87ZM102 24H103V23H102ZM119 24H120V23H118V25H119ZM124 24H126V23H124ZM136 24H137V23H136ZM138 24H139V23H138ZM138 24H137V25H138ZM147 24H148V23H147ZM168 24H169V23H168ZM170 24H171V23H170ZM188 24H189V23H188ZM192 24H193V22H192ZM238 24L241 25V23H238ZM242 24H243V23H242ZM251 24H252V23H251ZM251 24H248V25H251ZM26 25H27V24H26ZM26 25H25V27H27ZM70 25H71V24H70ZM82 25H83V24H82ZM85 25H86V24H85ZM85 25H84V26H85ZM93 25H94V23L92 24V26H93ZM118 25H117V26H118ZM121 25H122V24H121ZM139 25H140V24H139ZM161 25H162V24H161ZM189 25H190V24H189ZM200 25H201V23H200ZM200 25H199V26H200ZM224 25H226V24H224ZM233 25H234V24H233ZM245 25H246V24H245ZM248 25H247V27H248ZM0 26H1V25H0ZM77 26H78V25H77ZM80 26H81V25H80ZM84 26H83V27H84ZM94 26H95V25H94ZM124 26H126V25H124ZM135 26H136V25H135ZM158 26H159V25H158ZM169 26H170V25H169ZM174 26H178V24H175V25L173 24L172 27H174ZM179 26H180V25H179ZM217 26H218V25H217ZM236 26H237V25H236ZM251 26H252V25H251ZM260 26H261V24H260ZM263 26H264V25H263ZM9 27H10V26H9ZM21 27H22V26H21ZM29 27H31V26H29ZM66 27H67V26H66ZM71 27H72V25H71ZM71 27H69V28L71 29ZM83 27H82V28H83ZM88 27H89V26H88ZM96 27H97V26H96ZM96 27H95V28H96ZM159 27H160V26H159ZM164 27H165V26H164ZM164 27L162 26V27H160V28L162 29V28H164ZM167 27H168V26H167ZM182 27H183V26H182ZM213 27H214V26H211V27H209V28L212 29ZM219 27H220V26H219ZM221 27H223V25H222ZM221 27H220V28H221ZM258 27H259V26H258ZM258 27H255V28H258ZM76 28H78V27H76ZM82 28H80V30H83ZM127 28H128V27H127ZM136 28L138 29L139 27H136ZM154 28H155V27H154ZM165 28H166V27H165ZM175 28H177V27H175ZM191 28H193V27H191ZM206 28H207V27H206ZM220 28H218V29H220ZM226 28H227V27H226ZM226 28H225V29H226ZM232 28H234V27L232 26ZM237 28H238V27H237ZM237 28H236V29H237ZM18 29H19V28H18ZM21 29H23V28H21ZM25 29H26V31H28V30H27L28 28H24V30H25ZM31 29L33 30L32 27H31ZM35 29H36V28H35ZM35 29H34V30H35ZM73 29H74V27H73ZM89 29H90V28H89ZM124 29H125L126 31H128L126 28H124ZM134 29H135V28H133V30H134ZM137 29H136V30H137ZM197 29H198V28H197ZM218 29H217V30H218ZM221 29H222V28H221ZM234 29H235V28H234ZM236 29H235V30H236ZM243 29H244V28H243ZM34 30H33V31H34ZM74 30H75V29H74ZM85 30H87V28H86ZM125 30H124V32H125ZM133 30H132V31H133ZM146 30H147V29H146ZM153 30H154V32H155V29H153ZM153 30L151 31V29H150L151 34H153ZM164 30H165V29H164ZM167 30H169V29H167ZM175 30H176V29H175ZM191 30H193V29H191ZM214 30H215V27H214ZM217 30H216V31H217ZM223 30H224V29H223ZM223 30H222V32H224ZM229 30H230V29H229ZM240 30H241V29H240ZM245 30H246V28H245ZM248 30H249V29H248ZM248 30H246V31H248ZM257 30H259V28H258ZM260 30H261V29H260ZM22 31H23V30H22ZM26 31H24L25 33H24V32H22V33L26 34ZM43 31H44V30H43ZM92 31H93V30H92ZM92 31H91V32H92ZM118 31H119V30H118ZM132 31H131V34H130V33H127V32H125V34H126L127 36H128V34L131 35V36H133V35H132ZM144 31H145V30H144ZM161 31H162V30H161ZM171 31H172V29H171ZM176 31H177V30H176ZM186 31H187V28H186ZM199 31H200V30H199ZM202 31H203V30H202ZM212 31H213V30H212ZM212 31H210V32H212ZM227 31H228V30H227ZM241 31L244 32L243 30H241ZM246 31H245V32H246ZM254 31H255V30H254ZM262 31H263V30H262ZM17 32H18V31H17ZM20 32H21V31H20ZM68 32H70V31H68ZM82 32H83V31H82ZM87 32H88V31H87ZM95 32H96V31H95ZM124 32H122V33H124ZM134 32H135V31H133V33H134ZM139 32H140V31H138L137 33H139ZM162 32H163V31H162ZM164 32H165V31H164ZM203 32H204V31H203ZM213 32H214V31H213ZM213 32H212V33H213ZM219 32H220V31L218 30V33H219ZM222 32H221V33H222ZM236 32H237V30H236ZM239 32H240V31H239ZM22 33H21V35H22ZM37 33H38V31H37ZM46 33H47V32H46ZM96 33H97V32H96ZM99 33H100V32H99ZM137 33H136V34H137ZM146 33H147V32H146ZM146 33H145V34H146ZM201 33H202V32L199 33L200 36H201ZM212 33L210 34V35H211V36L209 37L210 39H211V37L213 36ZM216 33H217V32H215V36L217 35ZM227 33H228V32H227ZM256 33H257V32H256ZM256 33H255V34H256ZM41 34H42V33H41ZM67 34H68V33H67ZM70 34H71V32H70ZM70 34L68 35V37L70 36ZM100 34H102V33H100ZM159 34H160V32H159ZM173 34H174V31H173V33H172L171 35H173ZM179 34H181V33H179ZM205 34H206V33H205ZM237 34H238V32H237ZM239 34H240V33H239ZM252 34H254V33H252ZM252 34H249V35H252ZM258 34H259V32L256 34V36H258ZM260 34H261V33H260ZM75 35H76V34H75ZM77 35H78V34H77ZM82 35H83V34H82ZM105 35H106V34H105ZM123 35H124V34H123ZM123 35H122V36H123ZM126 35H125V36H126ZM176 35H178V34L173 35L172 41H173V39H174V36H176ZM219 35H220V33H219ZM219 35H217V37H219ZM224 35H225V34H224ZM234 35H235V34H234ZM28 36H29V35H28ZM30 36L32 37L33 35H30ZM41 36H42V35H41ZM44 36H45V35H44ZM71 36L74 37L73 35H71ZM85 36H86V35H85ZM103 36H104V35H102V37H103ZM122 36H119V37L122 38ZM136 36H137V35H136ZM148 36H149V35H148ZM181 36L183 37L182 34L180 35V37H181ZM202 36H203V35H202ZM206 36H209V35H206ZM206 36L204 35V37H206ZM222 36H223V35H222ZM222 36H221V37H222ZM228 36H229V35H228ZM237 36H238V35H237ZM254 36H255V35H254ZM5 37H6V36H5ZM7 37H9V36H7ZM39 37H40V36H39ZM72 37H71V39L69 38V41L73 39ZM91 37H92V36H91ZM94 37H95V36H94ZM97 37H98V36H97ZM99 37H100V36H99ZM105 37H106V36H105ZM119 37H117V38H119ZM129 37H130V36H129ZM134 37H135V36H134ZM159 37H160V35H159ZM171 37H172V36H170V39H171ZM180 37H178V38L181 39ZM184 37H185V35H184ZM232 37H233V36H232ZM239 37H240V36H238V37H236V38H239ZM250 37H251V36H250ZM252 37H253V35H252ZM252 37H251V39L254 40V37H253V38H252ZM258 37H261V36H258ZM12 38H13V37H12ZM12 38H11V39H12ZM15 38H16V37H15ZM17 38H18V37H17ZM19 38H20V37H19ZM19 38H18V39H19ZM82 38H83V37H82ZM135 38H136V37H135ZM140 38H141V37H140ZM150 38H151V37H150ZM185 38H186V37H185ZM192 38H193V37H192ZM219 38H220V37H219ZM245 38L248 39L249 37L247 36V37H245ZM245 38H244V39H245ZM1 39H2V38H1ZM30 39H31V38H30ZM34 39H36V38L34 37ZM63 39H64V38H63ZM102 39H103V38H102ZM102 39H101L100 45L102 44ZM104 39H105V38H104ZM104 39H103V40H104ZM123 39H124V37H123L121 40H123ZM126 39H127V38H126ZM126 39H124V41H121V40H120V41H121L122 43H123V42L125 43V40H126ZM129 39H130V38H129ZM132 39H134V38L132 37ZM138 39H139V38H137V40H138ZM168 39H169V38H168ZM170 39H169V40H170ZM187 39H188V38H187ZM194 39H195V38H194ZM196 39H198V38H196ZM202 39H203V38H202ZM228 39H231V38H228ZM228 39H226V40H228ZM239 39H240V38H239ZM261 39H262V38H261ZM4 40H5V38H4ZM50 40H51V39H50ZM67 40H68V39H67ZM67 40L64 39L65 43H66ZM73 40H74V39H73ZM105 40H106V39H105ZM143 40H144V44H146V45H148V46L150 47V45L147 44V43L145 42V39H143ZM159 40H160V39H159ZM190 40H191V39H190ZM203 40H205V38H204ZM232 40H234V38H233ZM242 40H243V39H242ZM242 40H241V39L238 40V41H239L238 43H240V42L242 43V42H243V45H245L244 47H246V44H244L245 42L242 41ZM2 41H3V40H2ZM5 41H6V40H5ZM82 41H84V40H82ZM96 41H98L97 38H96ZM113 41L116 42V40H113ZM127 41H128V39H127ZM131 41H132V40H131ZM135 41H136V40H134L133 42H135ZM139 41H140V40H139ZM139 41H138V42H139ZM150 41H151V40H149V42H150ZM157 41H158V40H157ZM205 41H206V40H205ZM248 41H249V39H248ZM23 42H24V41H23ZM34 42H35V41H34ZM43 42H44V41H43ZM48 42H49V40H48ZM73 42H74V41H73ZM75 42H77V41H75ZM89 42H90V41H89ZM92 42H93V40H92ZM107 42H108V40H107ZM138 42H137V43H138ZM140 42H141V41H140ZM174 42H175V41H173V44H175L177 41H176L175 43H174ZM180 42H182V41H180ZM236 42H237V40H236ZM263 42H264V40H263ZM0 43H2V42H0ZM3 43H7V42H3ZM8 43H9V42H8ZM25 43H27V42H25ZM50 43H51V42H50ZM50 43H49V44H50ZM78 43H79V42H78ZM78 43H77V45H78ZM82 43H83V42H82ZM90 43H91V42H90ZM95 43H96V42H95ZM95 43H94V44H95ZM105 43H106V42H105ZM122 43H116L117 45H114L115 48L117 49V48H118V47H117L118 45H123ZM141 43H142V42H141ZM141 43H140V44H141ZM159 43H160V42H159ZM246 43H247V41H246ZM259 43H260V42H259ZM31 44H34V43H31ZM68 44H69V43H68ZM68 44H65V45L69 46ZM97 44H98V42H97ZM103 44H104V43H103ZM103 44H102V46H105V45H103ZM107 44H108V43H107ZM112 44H113V42H112ZM142 44H143V43H142ZM142 44H141V46H140L141 48H142V46H144V44H143V45H142ZM157 44H158V43H157ZM165 44H166V40H165ZM181 44H182V45H180V46H182V49H183L184 47L186 48V46H183L185 43L182 42ZM191 44H192V43H191ZM198 44H199V43H198ZM229 44H230V43H229ZM229 44L227 43V47H224L225 51H227V52H230V51H228V50H230V48L228 47ZM71 45H72V47H73V45L75 46V43H72V41H71ZM79 45L81 46V43H80ZM79 45H78V46H79ZM110 45H111V42H110ZM128 45L131 46L130 44H128ZM134 45H136V44H134ZM151 45H152V44H151ZM158 45H159V44H158ZM158 45H156V46H158ZM167 45H170V44L167 43ZM176 45H177V44H176ZM189 45H190V44H188V46H189ZM193 45H194V44H193ZM206 45H207V44H206ZM235 45H236V44H235ZM241 45H242V44H241ZM248 45H249V44H247V46H248ZM2 46H3V45H2ZM29 46H30V47H28V49L31 48L32 45L29 44ZM93 46H94V45H93ZM138 46H139V45H138ZM138 46H137V48H138ZM154 46H155V43H154ZM163 46H165V45H163ZM163 46H162V47H163ZM174 46H175V45H174ZM180 46L177 45V48H179ZM202 46L205 47V45H202ZM202 46H200L201 49H202ZM223 46H224V45H223ZM249 46H250V45H249ZM7 47H8V46H6V48H7ZM37 47H38V46H37ZM41 47H45V49L42 48V49H43L42 52L44 53V50H45V53H46V48H47V50H48V45L46 46V44H45V45L42 44V45L39 47V49H41ZM95 47H97V52L95 51V52H96V55H97L98 50L100 51V46H95ZM95 47H94V49H95ZM98 47H99V48H98ZM119 47H120V46H119ZM146 47H147V46H146ZM152 47H153V46H152ZM158 47H159V46H158ZM167 47H168V46H167ZM170 47H171V45H170ZM207 47H208V46H207ZM212 47L216 48L215 45L212 46ZM218 47H219V46L217 45V48H218ZM230 47H234V49L232 48V50H235V48H236L235 46H230ZM242 47H243V46H242ZM50 48H51V47H49V49H50ZM60 48H61V47H60ZM102 48H103V47H102ZM115 48H114V49H115ZM120 48H122V47H120ZM129 48H130V47H129ZM137 48H136V51H137ZM141 48H140V49H141ZM143 48H144V47H143ZM155 48H157V47H155ZM171 48H172V47H171ZM171 48H169V50H171ZM174 48H175V47H174ZM197 48H198V47H197ZM208 48H209V47H208ZM217 48H216V49H217ZM219 48H220V47H219ZM219 48H218V49H219ZM226 48H227V49H226ZM0 49H1V48H0ZM4 49H5V46H4ZM7 49H8V48H7ZM7 49H6V50H7ZM9 49H10V48H9ZM9 49H8V50H9ZM20 49H21V47H20ZM25 49H26V48H25ZM25 49H23V50L25 51ZM32 49H33V48H31L30 50H32ZM42 49H41V50H42ZM58 49H59V47H58ZM73 49H74V47H73ZM79 49H80V47H79ZM79 49H78V50H79ZM90 49H91V48H90ZM94 49H93V50H94ZM103 49H104V48H103ZM108 49H109V48H107V50H108ZM116 49H115V50H116ZM134 49H135V48L133 47V50H132L133 52L135 51ZM148 49H149V48H148ZM158 49H159V52H160V51H163V50H160V47L157 48V51H158ZM164 49H165V51L167 52V49H168V48H167V49L164 48ZM186 49H187V50H185L186 52H184V56L186 57V60H188V58L191 57L192 54H191L190 56H189V55H186V54H187V51H188L189 49H192V47L189 48V49H188V48H186ZM194 49H195V48H194ZM209 49H210V48H209ZM209 49H208V50H209ZM211 49H212V48H211ZM252 49H253V48H252ZM6 50H5V51H6ZM18 50H19V49H18ZM21 50H22V49H21ZM21 50H20V52H21L20 55H21V57H24V56H22L23 51H21ZM50 50H51V49H50ZM50 50H49V51H50ZM91 50H92V49H91ZM115 50H114V52L111 54V56L114 55V54L116 53ZM121 50H122V49H121ZM126 50H127V49H126ZM130 50H131V49H130ZM130 50H128V53L130 52ZM142 50H143V49H142ZM142 50H141V51H142ZM145 50H146V49H145ZM154 50H155V49H154ZM172 50H174V49H172ZM178 50H181V48L178 49ZM197 50H199V48H198ZM197 50H196L195 52H197ZM208 50L205 48V51H203V50H202V51L207 53ZM212 50H213V52L210 51V52H208V53H210V54H211V53L214 54V52H215L216 50H214V49H212ZM236 50H237V48H236ZM236 50L233 51L234 54H235ZM243 50H244V48H243ZM5 51H4L3 54L1 53L3 56H5V53H6V54H7V53H10V52H5ZM9 51H10V50H9ZM39 51H40V50H39ZM57 51H59V50H57ZM117 51H118V52H117V54H115V57H116V58H120V57H117L118 55H121V54H119V51H120L119 48H118ZM124 51H125V49H124ZM124 51H123V52H124ZM132 51H131V54H133ZM141 51H140V53H141ZM175 51H176V50H175ZM190 51H192V53H195V52H193V49L190 50ZM217 51H219V50H217ZM225 51H224V55H225ZM262 51H263V50H262ZM25 52H26V51H25ZM27 52H28V51H27ZM27 52H26V53H27ZM40 52H41V51H40ZM40 52H39V53H40ZM100 52H101V51H100ZM100 52H99V53H100ZM137 52H138V51H137ZM137 52H135V53H137ZM143 52H144V51H143ZM145 52H146V51H145ZM152 52H153V50H152ZM154 52H155V51H154ZM159 52H157V53H159ZM166 52H165V53H161V52H160V53L163 54V55H165ZM169 52H171V51H169ZM244 52H245V51H244ZM26 53H25V54H26ZM28 53H29V52H28ZM81 53H82V52H81ZM89 53H90V51H89ZM93 53H94V52L92 51V55L95 56V54H93ZM99 53H98V55H99ZM106 53H107V52H106ZM126 53H127V52H124V55H122L121 58L126 57V56H127V55L125 56ZM172 53H173V52H172ZM182 53H183V51L181 52V55H179L180 58H181V56L183 55ZM185 53H186V54H185ZM188 53H189V52H188ZM197 53H198V52H197ZM206 53L204 54V56L207 55ZM236 53H237V52H236ZM248 53H251V52L248 51ZM11 54H12V55H10V56H11V57H12V56L14 57L15 53H14V54L11 53ZM16 54H17V53H16ZM29 54H31V53H29ZM37 54H38V52H37ZM58 54H59V52H58ZM60 54H63V53L61 52ZM82 54H83V53H82ZM122 54H123V53H122ZM151 54H152V53H151ZM155 54H156V53H155ZM198 54H199V53H198ZM198 54H197V56H198ZM226 54H227V53H226ZM228 54H229V53H228ZM230 54H232V51H231ZM234 54H233V55H234ZM237 54H238V53H237ZM40 55H42V54H40ZM40 55H38V58L40 57ZM92 55H91V56H92ZM106 55H107V54H106ZM116 55H117V56H116ZM136 55H138V54H136ZM147 55L149 56L148 53H147ZM153 55H154V54H153ZM158 55H160V54H158ZM193 55L195 56L196 54H193ZM193 55H192V56H193ZM202 55H203V54H202ZM0 56H1V55H0ZM18 56H19V55H18ZM33 56H36V55H33ZM55 56H56V55H55ZM55 56H54V57H55ZM62 56H63V55H62ZM62 56H59V57L62 58ZM79 56H80V55H79ZM79 56H78V57H79ZM82 56H83V55H82ZM82 56H81V58H82ZM123 56H124V57H123ZM138 56H139V55H138ZM140 56H143V57H144L143 54L140 55ZM140 56H139V57H140ZM161 56H162V55H161ZM184 56H183V59H184ZM188 56H189V57H188ZM199 56H201V55H199ZM199 56H198V57H199ZM204 56H202V57H204ZM208 56L211 57L210 59H212V60H213V58H214V59H215V58H217V59H218V58H221V57H213V58H212L213 55H208ZM214 56H216V54H214ZM225 56H226V55H225ZM244 56H245V55H244ZM8 57H9V56H8ZM16 57H17V56H16ZM16 57H15V59H16ZM30 57H31V55H29V59H30ZM36 57H37V56H36ZM36 57H35V59H36ZM98 57H99V56H98ZM108 57H109V55H108ZM129 57H130V56H129ZM143 57H141V58H143ZM157 57H158V56H157ZM187 57H188V58H187ZM202 57H201V58H202ZM226 57H227V56H226ZM228 57H229V55H228ZM251 57H252V55H251ZM40 58H41V57H40ZM61 58H59V59H61ZM83 58H84V57H83ZM85 58H86V57H85ZM96 58H97V57H96ZM100 58H101V57H100ZM116 58H115V59L113 58V61H114V60H117ZM130 58H131V57H130ZM132 58H133V57H132ZM132 58H131V59H132ZM147 58H148V57H147ZM147 58H146V57L143 58V59L145 60L144 63H146V61L148 60ZM150 58H153L152 55H151ZM178 58H179V57H178ZM9 59H10V57H9ZM19 59L22 60L20 57H19ZM33 59H34V57L32 58V60H29V61H33V62H34L35 59H34V60H33ZM67 59H68V58L66 57V58L64 59V61L66 60V62L69 64V60H67ZM127 59H128V57H127ZM127 59H126V61L129 60V59H128V60H127ZM194 59H195V58H194ZM210 59H208L207 61H210ZM217 59H216V60H217ZM247 59L250 60V58H247ZM253 59H254V58H253ZM0 60H2V59H0ZM3 60H4V59H3ZM3 60H2V61H3ZM17 60H18V57H17ZM90 60H91V59H90ZM90 60H89V62H92V61H90ZM92 60H93V59H92ZM97 60L99 61V59H96V62H97ZM118 60H119V59H118ZM120 60H122V59H120ZM124 60H125V59H124ZM141 60H142V59L137 60V62L139 61L138 63L140 64V63L142 62ZM179 60H180V59H179ZM184 60H185V59H184ZM202 60H204V58H202ZM202 60H201V61H202ZM219 60L222 61V58L219 59ZM227 60H228V58H227ZM254 60H255V59H254ZM24 61H27V62H28V59H27V58H24ZM126 61H125V62L123 61V62H124L126 65H128V64L126 63ZM130 61H133V60H130ZM140 61H141V62H140ZM148 61H149V60H148ZM217 61H218V60H217ZM217 61H216V62H217ZM221 61H218V62H221ZM247 61H248V60H247ZM260 61H262V60H260ZM40 62L43 63L42 61H39V63H37V61H36L37 65H39V64L41 65ZM66 62H65V63H66ZM70 62H71V61H70ZM78 62H79V61H78ZM89 62H87V63H89ZM94 62H95V61H94ZM111 62H112V61H111ZM115 62H116V61H115ZM117 62H118V61H117ZM123 62H122V63H123ZM135 62H136V61H135ZM135 62H134V63H135ZM186 62H188V61H186ZM194 62H195V61H194ZM198 62H199V61H198ZM203 62H204V61H203ZM203 62H202V64H200V66L203 65ZM213 62H214V60H213ZM216 62H215L214 64H216ZM218 62H217V63H218ZM250 62H251V61H250ZM257 62H258V61H257ZM10 63H12V61H11ZM13 63H14V62H13ZM24 63H26V62H24ZM60 63H61V62H60ZM62 63H63V62H62ZM67 63H66V64H67ZM85 63H86V62H85ZM85 63L82 64V66L86 65ZM97 63L99 64V62H97ZM118 63H119V62H118ZM122 63H120V64H122ZM128 63H131V64H132L133 62H128ZM134 63H133V64H134ZM138 63H137V65L139 66ZM142 63H143V62H142ZM200 63H201V62H200ZM206 63H207V64H206ZM209 63H210V62H209ZM209 63L205 61V65H208ZM251 63H252V62H251ZM258 63H260V62H258ZM258 63H256V65H257ZM1 64H2V63H1ZM14 64H15V63H14ZM30 64H31V63H30ZM71 64H72V63H71ZM76 64H77V62H76ZM95 64H96V63H95ZM102 64H103V63H102ZM113 64H115V63H113ZM113 64H112V65H113ZM131 64H129V66L133 67ZM195 64H196V63H195ZM214 64H213V65H214ZM226 64H227V63H226ZM260 64H261V63H260ZM262 64H264V63H262ZM12 65H13V64H12ZM24 65H27V64H24ZM31 65L33 66V64H31ZM40 65H39V66H40ZM42 65H43V64H42ZM99 65H100V64H99ZM122 65H123V64H122ZM144 65H145V64H144ZM144 65L141 64L140 67H141V66H144ZM163 65H164V64H163ZM167 65L169 66L170 63H168ZM171 65L173 66L172 62H171ZM223 65H224V64H223ZM223 65H222V66H223ZM247 65H248V64H247ZM250 65H253V64H250ZM254 65H255V63H254ZM35 66H36V65H35ZM44 66H45V65H44ZM44 66H43V68H44ZM68 66H69V65H68ZM78 66H80V65H78ZM82 66H81V67H82ZM91 66H94V65H91ZM91 66H90V67H91ZM103 66H105V65H102V66H100V67H103ZM114 66H115V65H114ZM118 66H119V65H118ZM118 66L116 65L117 68H118ZM129 66H128V67H129ZM165 66H166V65H165ZM175 66H176V64H175ZM175 66H174V67H175ZM178 66H179V65H178ZM216 66H217V65H216ZM227 66H228V65H227ZM0 67L2 68V66H0ZM7 67H9V65H8ZM11 67H12V66H11ZM11 67H10V68H11ZM14 67H16V66H14ZM65 67H66V66H65ZM81 67H79V68H81ZM96 67H97L98 73L95 74V75H99V77H100V76H103V77L108 76V77H110L109 75L111 74V72L109 71V73H107V71H106L107 67H105V73L108 74V75L105 74V76H104V75H100V74H99V71H100L101 69H100V67L97 66V65H96ZM98 67H99V68H98ZM110 67H111V65H110ZM110 67H109V64H108V69H110ZM112 67H113V66H112ZM124 67H125V66H124ZM124 67H121V70H122V68L126 70V67H125V68H124ZM128 67H127V68H128ZM134 67H135V64H134ZM140 67H139V68H140ZM182 67H183V65H182ZM194 67H195V65H194ZM206 67H207V66H205V68H206ZM208 67H209V66H208ZM258 67H259V66H258ZM1 68H0V71H3ZM10 68H9V69H10ZM12 68H13V67H12ZM28 68H29V67H28ZM35 68H36V67H35ZM39 68H41V66H40ZM39 68H38V69H39ZM79 68H77V70H78ZM91 68H92V67H91ZM91 68H90V69H91ZM103 68H104V67H103ZM136 68H137V67H136ZM139 68H138V69H139ZM141 68H142V67H141ZM141 68H140V69H141ZM143 68H145V67H143ZM143 68H142V71H143ZM149 68H152V66L149 67ZM160 68H161V67H159V69H160ZM178 68H179V67H178ZM191 68H192V67H191ZM198 68H199V67H198ZM203 68H204V67H203ZM259 68H261V65H260ZM88 69H89V68H88ZM90 69H89V71H87V73L90 72ZM99 69H100V70H99ZM108 69H107V70H108ZM118 69H119V68H118ZM128 69H131V68L129 67ZM133 69H134V68H133ZM194 69H195V68H194ZM250 69H251V68H250ZM253 69H254V68H253ZM256 69H257V68H256ZM4 70H5V69H4ZM11 70H13V69H11ZM11 70H10V72H12ZM17 70H18V69H17ZM30 70H32L33 72L36 71V70H33L31 66H30ZM30 70H29V72H30ZM54 70H55V68H54ZM86 70H87V69H86ZM136 70H137V69H134V72H135ZM144 70H146V68H145ZM147 70H148V69H147ZM154 70H156V69H154ZM157 70H158V69H157ZM169 70H170V69H169ZM169 70H168V68H167V72H168ZM225 70H226V69H225ZM262 70H263V69H262ZM13 71H15V70H13ZM43 71H44V70H43ZM43 71H42V72H43ZM73 71H74V70H73ZM78 71H79V70H78ZM94 71L96 72V70H94ZM119 71H120V70H119ZM122 71H123V70H122ZM130 71H131V70H130ZM197 71H198V70H197ZM197 71H196V72H197ZM235 71H238V70H235ZM5 72H6V71H5ZM23 72H24V70H23ZM39 72H40V71H39ZM39 72H38V73H39ZM42 72H41V73H42ZM47 72H49V73H53V70H52V72H50V70L47 71ZM140 72H141V71H140ZM140 72L138 73V71H137V72H135V73H136V75H137V73H138V75H139V74H141ZM144 72H145V71H144ZM159 72H160V71H158V73H157L158 76H159V74L162 73V72H161V73H159ZM173 72H174V70H173L171 73H173ZM179 72H181V69H180V70H178V69L176 70V73L179 74ZM183 72H184V71H183ZM196 72H195V74H196ZM3 73H4V72H3ZM3 73H1V74H3ZM44 73H45L44 75H46V72H44ZM49 73H48V78H50V77H49V76H50ZM83 73H86V72L84 71ZM83 73H82V74H83ZM100 73H101V72H100ZM129 73H130V72H129ZM131 73H132V72H131ZM190 73H191V72H190ZM190 73H189V74H190ZM230 73H232V71H231ZM9 74H10V73H9ZM27 74H28V73H27ZM27 74H24V75H26V77H27ZM35 74H36V73H35ZM82 74H80L79 77H80ZM121 74H122V73H121ZM143 74H145V73H142V75H143ZM162 74H163V73H162ZM164 74H165V73H164ZM180 74H181V73H180ZM195 74H194V72H193V75H195ZM239 74H240V73H239ZM247 74H248V73H247ZM247 74H245V76H246ZM249 74H250V72H249ZM259 74H260V73H259ZM11 75H12V73H11ZM15 75H17V74L14 73L12 76H15ZM19 75L21 76L22 74L20 73ZM36 75H37V74H36ZM71 75H72V74H71ZM86 75H87V74H86ZM95 75H94V76H95ZM131 75H132V76H135V74H133V73H132ZM148 75H149V74H148ZM2 76H3V75H2ZM2 76H1V77H2ZM30 76L32 77V74H31ZM30 76L28 75V77H30ZM34 76H35V75H34ZM41 76H42V75H41ZM41 76H40V77H41ZM91 76H92V75H91ZM128 76H130V75H128ZM132 76H131V78H132ZM144 76H145V75H144ZM146 76H147V75H146ZM152 76H154V75H152ZM158 76H156V79H157ZM217 76H218V75H217ZM247 76H248V75H247ZM249 76H250V75H249ZM15 77H16V76H15ZM22 77H23V76H22ZM31 77H30V78H31ZM36 77H37V76H36ZM36 77H35V78H36ZM43 77H44V76H42V78H43ZM46 77H47V75H46ZM75 77H76V76H75ZM75 77H74V78H75ZM81 77H83V76H81ZM89 77H90V74H89ZM89 77H87V78H89ZM92 77H93V76H92ZM161 77H162V76H161ZM184 77H185V76H184ZM184 77H183V78H184ZM186 77H188V76H186ZM205 77H206V76H205ZM212 77H213V76H212ZM252 77H253V76H252ZM252 77H251L250 81L252 80ZM6 78H7V76H6ZM6 78H5V79H6ZM9 78H10V76H9ZM12 78H13V77H12ZM24 78H25V77H24ZM38 78H39V77H38ZM51 78H52V77H51ZM54 78H55V77H54ZM70 78H71V77H70ZM87 78H86V79H87ZM96 78H97V76H95V80H96ZM119 78H120V76H119ZM142 78H143V77H142ZM144 78H146V77H144ZM147 78H148V77H147ZM159 78H160V77H159ZM167 78H168V77H167ZM245 78H246V77H245ZM44 79H45V80H44ZM80 79H81V78H80ZM83 79H84V78H83ZM89 79H91V78H89ZM110 79H111V78H110ZM112 79H113V78H112ZM152 79H153V78H152ZM156 79H155V80H156ZM170 79H171V77H170ZM193 79H194V78H193ZM209 79H210V78H209ZM3 80H4V79L2 78L1 81H3ZM21 80H22V79L19 78L20 83H15V84H20V85H22V81H21ZM24 80H25V79H23V81H24ZM31 80H32V79H31ZM34 80H36V79H34ZM40 80H41V83H43V81H44V82L46 81V83H47V81H48L47 78L39 79V81H38L39 84H40ZM42 80H43V81H42ZM49 80H50V79H49ZM72 80H73V78H72ZM74 80H75V79H74ZM77 80H79V79H77ZM93 80H94V78H93ZM122 80H123V79H122ZM149 80H150V77H149ZM149 80H148V81H149ZM163 80H164V78H163ZM163 80H162V81H163ZM166 80H167V79H166ZM223 80H224V79H223ZM9 81H10V79H9ZM25 81H26V80H25ZM50 81H51V80H50ZM64 81H65V80H64ZM64 81L62 80V83H63V84H64L65 82H67V81H65V82H64ZM82 81H83V80H82ZM84 81H85V80H84ZM88 81H89V80H88ZM96 81H97V80H96ZM96 81H92L91 84L88 82L89 84H87V85H88L87 88H89L90 85H92L91 88L93 89V87H94V86H93V83H96ZM117 81H119L118 78H117ZM133 81H134V80H133ZM135 81H136V79H135ZM140 81H142V79L139 80L138 82H140ZM144 81H145V80L143 79L142 82H144ZM146 81H147V80H146ZM146 81H145V82H146ZM157 81H158V82H161L160 79H157V80L155 81V83H156ZM248 81H249V80H248ZM7 82H8V80H7ZM13 82H15V80H14ZM13 82L10 81V82H8V83H5V85H6V84L8 85L9 83H12V84H13ZM16 82H18V81H16ZM30 82H31V81H30ZM30 82H29V84H30ZM32 82H33V81H32ZM36 82H37V80H36ZM36 82H35V84H34L35 86H36ZM48 82H49V81H48ZM68 82H70V80H68ZM74 82H75V81H74ZM76 82H77V81H76ZM78 82H80V81H78ZM78 82H77V83H78ZM153 82H154V79H153ZM153 82H151V83H153ZM172 82H174V81H172ZM213 82H215V81H213ZM213 82H212V83H213ZM237 82H238V81H237ZM260 82H261V81H260ZM0 83H1V82H0ZM3 83H4V81H3ZM51 83H53V82L51 81ZM54 83H55V82H54ZM56 83H58L57 86H60V87L62 86L61 83H60L61 85L59 84V82H56ZM56 83H55V84H56ZM84 83H85V82H84ZM122 83H124V82H122ZM126 83H127V79H126ZM126 83H124V84H126ZM128 83H130V82H128ZM128 83H127V84H128ZM135 83H137V82H135ZM155 83H154L153 85H155ZM162 83H165V81H163V82H161V83H159V84L157 83V84L159 85V88H160L162 85L164 86V84H162ZM184 83H186V82H184ZM222 83H223V82H222ZM250 83H251V82H250ZM12 84H11V85H12ZM43 84H44V83H43ZM47 84L49 85L50 82L47 83ZM71 84H73V82H71ZM118 84H119V83H118ZM118 84H116V85H118ZM137 84H138V83H137ZM139 84H141V83H139ZM146 84H147V82H146ZM167 84H169L168 81H167ZM167 84H166V85H167ZM218 84H219V83H218ZM237 84H238V83H237ZM258 84H259V81H258ZM1 85H2V87L4 86L3 88H5V87L7 86V85H6V86L3 85L2 83L0 84V86H1ZM11 85L9 84L10 87H11ZM13 85H14V84H13ZM20 85H16V86H18V88L14 85V86H15V90L18 89L17 92H16L15 90H13V91L16 92V94H17V93L19 94V95L17 94V97L19 96V98L23 96L22 93L24 92V90H23V92H21V90L19 89V87L21 88ZM23 85H24V83H23ZM53 85H54V84H53ZM94 85H95V84H94ZM111 85H112V84H111ZM141 85L143 86V83H142ZM158 85H156V88H157ZM160 85H161V86H160ZM166 85H165V87H166ZM185 85H186V84H185ZM213 85H217V83H216V84H213ZM233 85H234V84H233ZM251 85H252V83H251ZM255 85H256V84H255ZM35 86H34V87H35ZM55 86H56V85H55ZM55 86H53L52 88H54ZM142 86H141V87H142ZM147 86H148V85H147ZM191 86H192V85H191ZM229 86H230V85H229ZM248 86H250V85H248ZM42 87H43V85H42ZM68 87H69L70 89L73 88V87L71 88L69 85H68ZM68 87H67L65 90L69 89ZM110 87H111V86H110ZM113 87H114V86H113ZM131 87H132V86H131ZM135 87H139V85H136V86L134 85V88H135ZM153 87H154V86H153ZM165 87H164V88H165ZM231 87H232V86H231ZM7 88H8V87H6V89H7ZM12 88H13V86H12ZM26 88H27V87H26ZM26 88H25V89H26ZM36 88H37V91H39V90H38L39 87L36 86ZM44 88H45V86L43 87L42 92L47 91V90L50 91L49 88H48V89H45V90H44ZM46 88H47V87H46ZM52 88H51V89H52ZM55 88H56V87H55ZM55 88H54V90H53L54 92L56 91L55 94L59 93V91L57 92V90H55ZM139 88H140V87H139ZM144 88H146V86H144L143 89H144ZM150 88H151V87H150ZM154 88H155V87H154ZM253 88H257V87H254V86H253ZM13 89H14V88H13ZM21 89H22V88H21ZM34 89H35V88H34ZM85 89H86V88H85ZM89 89H90V88H89ZM92 89H91V90H92ZM132 89H133V87H132ZM132 89H129V90H132ZM157 89H158V88H157ZM157 89H156V92H159L160 90L157 91ZM160 89H162V87H161ZM211 89H212V88H211ZM228 89H229V88H228ZM7 90H11V89L8 88ZM7 90L4 89L5 94H8L9 91H7ZM29 90H30V89H29ZM35 90H36V89H35ZM35 90H33V87L31 88V91H35ZM59 90H63V89H59ZM91 90H90V91H91ZM112 90H113V89H112ZM133 90L137 92L136 89H133ZM133 90H132L131 92L128 91V90H126V92H125V90H124V93H126V97L124 96L125 99H127L128 96H129V97H128V100H129L130 96L132 97V95H133V93H134ZM145 90L147 91V89H145ZM145 90H144V91H145ZM230 90H231V88H230ZM249 90H250V89H249ZM255 90H256V89H255ZM257 90H258V89H257ZM4 91L1 90L0 95H1V93H4ZM19 91H20V92H19ZM37 91H36V92H37ZM40 91H41V87H40ZM40 91H39V92H40ZM53 91H52V92H53ZM72 91H73V90H72ZM104 91H105V90H104ZM107 91H108V89H107ZM110 91H111V90H109L108 92L110 93ZM138 91H139V89H138ZM142 91H143V90H141V88H140V91H139V92H142ZM148 91H150V90L148 89ZM216 91H217V90H216ZM250 91H252V93L255 92L254 89H253V90H250ZM258 91H259V90H258ZM39 92H37V94H35V95L37 96V95L39 94ZM42 92H41V93H42ZM50 92H51V91H50ZM50 92H49V93H50ZM67 92H68V90L65 91V92H63V95H65ZM113 92H114V90L112 91V93H113ZM127 92H129L130 94L128 95ZM132 92H133V93H132ZM217 92H219V91H217ZM33 93H34V92H33ZM33 93H32V96H31V97L36 98V96H35ZM60 93H62V92H60ZM60 93H59V97H60V96L63 97V95H61ZM72 93H73V92H72ZM101 93H102V92H101ZM112 93L109 94L110 99L113 97V96H110V95H112ZM124 93H123V94H124ZM145 93H147V92H145ZM151 93H152V92H151ZM11 94H12V97L10 96L9 98H7L9 95H6V96H7V97H6V96L3 95V94H2L0 97H3V96H4V99H5V98H6L7 100L9 99V103H10V104L7 105V107H9L10 110H12V111L15 112V113L20 111L19 113H21V114H19V113L16 114V115L14 114L12 120H15V121L18 120L19 118H21L20 115H22V116L28 118L29 115H28V117L25 116V115H27L28 113L26 114V113H24V112H29L30 110L27 111L28 109H27V110L24 109V106H23V109H24V110L22 111V112H23V114H22L21 110H22V105H23V104L20 103L21 106L19 105L18 107H16L13 103H15V102H14V101H15L14 98L17 99V97H14V96H13V95L15 94L14 92H12ZM16 94H15V95H16ZM46 94H47V93L44 92V93H42L41 95H42V96H44V95L46 96ZM68 94H69V93H67V96H69ZM73 94H74V93H73ZM115 94H116V92L114 93V97H116ZM131 94H132V95H131ZM139 94L141 95L142 93H139ZM160 94H161V93H160ZM219 94H221V93L219 92ZM248 94H249V93H248ZM20 95H21V96H20ZM33 95H34V96H33ZM41 95H40V96H41ZM57 95H58V94H57ZM57 95H55V96L58 97ZM94 95H96V97L99 98L97 101L95 100L96 102H98V101L100 100V97H102V94L100 95L99 93H98V96H97V94H94ZM94 95H93V96H94ZM106 95H107V97H108V94H107V93H106V94L104 93V96H106ZM135 95H136V94H135ZM142 95H144V94H142ZM147 95H148V94H147ZM178 95H179V94H178ZM215 95L218 96V94H215ZM221 95H222V94H221ZM250 95H251L250 97L253 96L252 94H250ZM25 96H26V94H25ZM40 96L38 95L37 97L40 98ZM76 96H77V94H76ZM93 96H91L90 99H92ZM99 96H100V97H99ZM104 96H103V97H104ZM121 96H122V95H121ZM170 96H171V94H170ZM219 96H220V95H219ZM27 97H28V96H26V98H27ZM31 97H29V98H31ZM61 97H60V98H61ZM140 97H141V96H140ZM145 97H146V96H145ZM247 97H249V96L247 95ZM33 98H32V99H33ZM41 98H42V97H41ZM118 98H119V96H118ZM141 98H142V97H141ZM197 98H198V97H197ZM220 98H221V97H220ZM254 98H255V97H254ZM256 98H257V97H256ZM256 98H255V99H256ZM0 99H1V101H0L1 103H3L4 101H5V103L7 102V100H4V99L2 100V98H0ZM12 99H14L13 102H12ZM45 99H46V97H45ZM58 99H59V98H58ZM73 99H75V98H73ZM73 99H72V100H73ZM76 99H77V98H76ZM93 99H95V98H93ZM110 99L108 98V100H110ZM113 99H114V98H113ZM115 99H116V98H115ZM119 99H120V101H121V97H120ZM119 99H117V101H119ZM133 99H135V97H134ZM149 99H150V98H149ZM247 99H248V98H247ZM255 99H254V100H255ZM22 100H24V97H23V99L20 98V101H22ZM38 100H39V99H38ZM38 100L36 99V101H38ZM104 100H105V99H104ZM104 100H103V101H104ZM123 100H124V99H123ZM131 100H132V98H131ZM140 100H141V104H143L142 99H140ZM2 101H3V102H2ZM42 101H43V100H42ZM42 101H41V102H42ZM73 101H74V100H73ZM77 101H78V100H77ZM105 101H106V100H105ZM120 101H119V103H118V102H116V103H117V104H120ZM125 101H126V103H127V100H125ZM125 101H123V102H125ZM220 101H221V100H220ZM28 102H32V101H30V99H29ZM41 102H39L40 105H42ZM44 102H47V101H46V100L43 101V105H42V107L39 106V105H37L36 102H35V104H36L38 107L43 108V107H44ZM74 102H76V101H74ZM87 102H90V101L88 100ZM93 102H94V100H93ZM100 102L102 103L101 100H100L98 103H100ZM1 103H0V104H1ZM37 103H38V102H37ZM39 103H38V104H39ZM84 103H85V102H84ZM91 103H92V102H90V103H85V104H84V107H85L86 109H85L84 107H83V108H84L86 111H85L84 109H82V111L84 110L85 112H87V113H85V116H86V122H87V119H89V120L93 119V116H92V115H94V114H92V113H94V111H92V110H95V109L98 107V105H99V104L97 105L96 103H95L96 105H93V103H92V104H91ZM103 103H104V102H103ZM105 103H106V102H105ZM112 103H114L113 100H112V102H111L110 104L112 105ZM129 103H131V102H129ZM134 103H136V100H135ZM17 104H19V103H17ZM47 104H48V102H47ZM86 104H88V105L91 104V106L93 105L94 107H95V106H96V107H95V108L91 107V109H92V110H91V109H90V105L88 106V105H86ZM110 104H108V105L111 106ZM121 104H122V103H121ZM167 104H168V102H167ZM216 104H217V102H216ZM219 104H220V103H219ZM228 104H229V103H228ZM28 105H30L31 107L34 106V107H32L33 111H35V110L37 109L35 112H39V111H38L39 108L36 107L34 104H32V103L29 104V103H28ZM74 105H75V104H74ZM74 105H73V103H72V107H73ZM100 105H101V104H100ZM100 105H99V106H100ZM103 105L105 106L106 104H102V106H103ZM133 105H134V104H133ZM139 105H140V104H139ZM139 105L137 106L138 108H139ZM164 105H166V104H164ZM0 106H1V105H0ZM26 106H27V105H25V107H26ZM45 106H46V105H45ZM87 106H88V107H87ZM104 106H103V107H104ZM115 106H116V105H115ZM117 106H118V105H117ZM117 106L114 107V108H117V109H118L119 106H118V107H117ZM125 106H126V105H125ZM141 106H142V105H141ZM151 106H152V105H151ZM223 106H224V105H223ZM27 107H29V106H27ZM53 107H54V105H53ZM72 107H71V108H72ZM74 107H75V106H74ZM76 107H78V104L76 105ZM103 107H102V108H99V107H98V109H99L100 112L103 111V110H100V109H104L106 106H105L104 108H103ZM111 107H112V106H111ZM111 107H110V108H107V110H106V108H105V110L108 111L109 109H111ZM221 107H222V106H221ZM221 107H220V108H221ZM1 108H2V107H0L1 112H2V110L4 111V108H2V109H1ZM29 108H30V107H29ZM44 108H45V107H44ZM80 108H81V107H80ZM80 108H79V109H80ZM32 109H31V110H32ZM34 109H35V110H34ZM46 109H49V108L47 107ZM46 109H44L45 112H44V110L42 111L44 114H45L46 111H47ZM50 109H51V108H50ZM77 109H78V108H77ZM77 109H76V110H77ZM112 109H113V108H112ZM117 109H116V110H117ZM121 109H123V108H121ZM135 109H136V108H135ZM221 109H222V108H221ZM10 110H9V111H10ZM25 110H26V111H25ZM57 110H59V109H57ZM57 110H56L55 112H58ZM70 110H72V109H70ZM88 110H89V112H88ZM116 110H115V112H116ZM33 111H32V112H33ZM80 111H81V109H80ZM80 111H79V113L77 112L78 114L76 113L75 110H74L75 114L72 113V117H73V118H71V119H72V120L75 119V120H74L75 122L78 120V119L76 118L77 116H79V117H78V118H79L78 121H80L81 118H85V117H84V114H83V116L81 117L82 113H84V112H82V113L80 114ZM95 111H98V110L96 109ZM106 111H104V113H105ZM109 111H110V110H109ZM132 111H133V110H132ZM176 111H177V110H175V112H176ZM1 112H0V113H1ZM30 112H31V111H30ZM32 112H31V113H32ZM53 112H54V111H52V112L50 113V111H47L48 116H49V113L53 115ZM67 112L70 113V111H67ZM110 112H111V111H110ZM184 112H185V111H184ZM213 112H215V111H213ZM3 113H5V116H6V112H2V115L4 116ZM39 113H40V112H39ZM47 113L45 114V117L47 116ZM59 113H60V111H59ZM61 113H62V112H61ZM65 113H66V112H65ZM68 113H67V115H68ZM88 113H91V114H88ZM113 113H114V112H113ZM113 113H112V114H113ZM122 113H123V112H122ZM188 113H189V112H188ZM190 113H191V112H190ZM192 113H193V112H192ZM239 113H240V112H239ZM55 114L57 115V113H55ZM55 114H54V116H55ZM73 114H74V115H73ZM87 114H88V115H87ZM102 114H103V113H102ZM102 114H101V116H103ZM2 115H1V116H2ZM8 115H9V114H8ZM10 115H12V114H10ZM17 115H19V118L17 117ZM52 115H51V116H52ZM58 115H59V114H58ZM58 115H57V116H58ZM76 115H77V116H76ZM108 115H109V114H108ZM190 115H191V114H190ZM198 115H199V114H198ZM5 116H4V117H5ZM14 116L17 117L18 119L14 118ZM32 116H33V115H32ZM34 116H35V115H34ZM39 116H41V114H39ZM57 116H55V118H56ZM63 116H64V115H63ZM74 116H75V118H74ZM87 116H88V118H87ZM89 116H90V118H89ZM98 116H99V115H97V116L95 115L93 120L95 121V120L97 119ZM105 116H107V115H105ZM105 116H104V117H105ZM188 116H189V115H188ZM42 117H44V116H42ZM42 117H41V118H42ZM45 117H44V118H45ZM60 117H61V114H60ZM60 117H59V118H60ZM65 117H66V116H65ZM70 117H71V116H70ZM70 117L68 116V117H66V118L68 119V118H70ZM91 117H92V118H91ZM108 117H109V119L112 118L111 115H109ZM182 117H184V116H182ZM182 117H181V118H182ZM186 117H187V116H186ZM29 118H30V117H29ZM44 118H43V119H44ZM55 118H54V120H55ZM66 118H65V119H66ZM100 118H102V117H100ZM5 119H7L6 122H10V124L12 125V122H11V121H8L9 116H8V118H5ZM31 119H32V117H31ZM31 119H28L29 121H25L26 123L24 122V123L27 124L28 126L24 124L25 127H23L24 125H22V126L20 127V128H22V129L24 128V131H25V132L23 131L24 134H25L26 131H27L26 129L30 126L28 123H29V122H30V124L32 123V122L30 121ZM60 119L62 120V118H60ZM139 119H141V118H138V120H139ZM154 119H155V118H154ZM156 119H158V116H156ZM156 119H155V121H156ZM162 119H163V118H162ZM185 119H187V118H185ZM9 120H10V119H9ZM20 120H21V119H20ZM40 120H42V119H40ZM45 120H46V119H45ZM52 120H53V118H52ZM52 120H51V123H52V125L55 126V127H56L57 125H59V122L61 121V120L58 121V117H57V122H56V120L52 122ZM72 120H70V121H72ZM82 120H83V119H82ZM99 120H101V119H98L97 122H99ZM106 120H107V118H106ZM106 120H105V121H106ZM113 120H114V119H113ZM0 121H1V120H0ZM15 121H14V123L19 122V120L16 121V122H15ZM34 121H35V120H34ZM66 121H68V120H66ZM66 121H65V122H66ZM74 121L71 122V126H73L72 124L74 123ZM78 121H77V124L80 123V122H78ZM101 121H102V120H101ZM140 121L143 122L142 119H141ZM140 121H139V123H140V124H143V123H141ZM144 121H145V120H144ZM146 121H148V120H146ZM146 121H145V122H146ZM185 121H186V120H185ZM27 122H28V123H27ZM54 122H55V123H54ZM65 122L62 121V123H65ZM88 122H89V121H88ZM91 122H92V120H91ZM106 122H107V121H106ZM108 122H110V121H108ZM108 122H107V123H108ZM115 122H116V121H115ZM156 122H157V121H156ZM14 123H13V125H15ZM51 123H50V124H51ZM60 123H61V122H60ZM66 123L68 124L69 122H66ZM66 123L63 124L64 126L62 125V126H59V127H61L62 129H63V127H66V128H65L66 130L63 129L64 131H63L62 133L65 132V134H63L62 136L64 137V136L66 135V139H65V137H64V139H65V140L68 139V140L70 141V137L68 138V137H67V134H70V135H71V134L73 133V131H74V130H73L74 128H73V129L70 128L71 126L69 127V126H68L69 124L66 125ZM101 123H103L102 125H104L105 122L102 121ZM101 123H100V124H101ZM107 123H106V124H107ZM151 123L154 124L155 122H151ZM240 123H241V121H240ZM242 123H243V121H242ZM10 124H9V125H10ZM32 124H33V123H32ZM32 124H31V126H32ZM50 124H49V126L47 125L48 128L51 126ZM56 124H57V125H56ZM75 124H76V123H74V125H75ZM137 124H138V123H137ZM137 124H136V126H137V128H138V125H139V124H138V125H137ZM153 124H152V125H153ZM188 124H189V123H188ZM259 124H260V123H259ZM259 124H258V125H259ZM11 125H10V127H13V128H14V126H13V125L11 126ZM33 125H34V124H33ZM82 125H83V124H82V122H81V126H82ZM109 125H110V124H109ZM144 125H146V124H144ZM152 125H149V126H152ZM242 125H244V124H242ZM242 125H241V126H242ZM246 125H247V126H246V129H248V123H247ZM4 126H5V125H4ZM26 126H27V127H26ZM77 126H78V125H77ZM79 126H80V125H79ZM81 126H80V127H81ZM105 126H106V125H105ZM149 126H148V127H149ZM167 126H168V125H167ZM5 127H7V126H5ZM8 127H9V126H8ZM8 127H7V128H8ZM10 127H9V128H10ZM67 127H68V129H70V131H71V129H72L73 131H71V132L69 133V131H67ZM80 127H79V128H80ZM141 127H142V128L144 127V130H145V127H147V125H146V126H141ZM152 127H153V126H152ZM244 127H245V126H244ZM9 128H8V129H9ZM18 128H19V127H18ZM25 128H26V129H25ZM45 128H46V127L44 126L43 129H45ZM48 128L45 129L46 132H48V133H51V132L54 133V132H55V131L53 132V130H52L54 127L51 126L50 129H48ZM61 128H60V129H57V127H56L55 130H58V131H56V133L58 132V134H60V133H59V132H60L59 130L62 131ZM109 128H110V127H109ZM137 128H136V132H138V129H139V130L142 129V128H140V126H139L138 129H137ZM156 128H157V127H156ZM156 128H155V129H156ZM163 128H164V131H165V130H166L165 127H163ZM263 128H264V127H263ZM5 129H6V128H5ZM8 129H7V130H8ZM75 129H76L75 131H77V128H75ZM84 129H85V128H84ZM146 129H147V128H146ZM158 129H159V128H158ZM167 129H168V128H167ZM169 129H170V128H169ZM190 129H191V128H188L187 131L190 130ZM9 130H13V129L11 128V129H9ZM30 130H31V129H30ZM49 130H50L51 132H49ZM86 130H87V129H86ZM101 130H103V129H101ZM133 130H135V128H134ZM171 130H172V129H171ZM198 130H199V132H200L201 129H198ZM204 130H205V129H204ZM204 130H203V131H204ZM208 130H209V129L207 128V131H208ZM262 130H263V129H262ZM28 131H29V129H28ZM38 131H40L39 133L42 132L41 129L38 130ZM75 131H74V132H75ZM88 131H89V130H88ZM117 131H119V130H117ZM140 131H141V130H140ZM145 131H146V130H145ZM161 131H162V130H161ZM169 131H170V130H169ZM169 131H168V134H169ZM174 131H175V130H174ZM181 131H182V130H181ZM190 131H191V130H190ZM201 131H202V130H201ZM244 131H245V130H244ZM257 131H259V130L257 129ZM10 132H11V131H9L8 134H7V132H5V133H3V134H4V135H5V134H6V135H9ZM89 132H90V131H89ZM113 132H114V131H113ZM154 132H155V131H154ZM172 132H173V131H172ZM172 132H171V134H172ZM188 132H189V131H188ZM27 133H28V132H27ZM39 133H38V134H39ZM44 133H45V132L43 131V135L46 134V133H45V134H44ZM48 133H47V135H49ZM94 133H95V132H94ZM142 133H143V132H142ZM177 133H179V132L177 131ZM189 133H190V132H189ZM195 133H197V135H198V132H195ZM242 133H243V132H242ZM3 134H1V135H3ZM15 134H17V133H15ZM19 134H20V133H19ZM22 134H23V133H22ZM34 134H35V133H34ZM77 134L79 135V133H77ZM137 134H138V133H137ZM140 134H141V133H140ZM174 134H175V135L172 134L171 136H173V137L176 136V138H178L177 136L180 135V134H177V135H176V132H174ZM190 134H191V133H190ZM200 134H201V133H200ZM200 134H199L198 136H200ZM247 134H248V131H247ZM13 135H14V134H13ZM39 135H40V136H39ZM39 135H38V136L42 138L43 135H41V134H39ZM100 135H101V134H99L98 136H100ZM153 135H154V133H153ZM161 135L163 136V135H165V134H161ZM161 135H160L159 137H162ZM169 135H170V134H169ZM192 135H193V134H192ZM195 135H196V134H195ZM9 136L11 137V136H12V133H11ZM9 136H6V140H7V137H9ZM23 136H24V135H23ZM32 136H33V135H32ZM86 136H87V135H86ZM93 136H94V135H93ZM249 136L251 137V134H250ZM17 137H18V134H17ZM17 137H16V138H17ZM19 137H20V136H19ZM21 137H22V135H21ZM21 137H20V138H21ZM29 137L33 139V137H31V136H29ZM44 137H45V138H44ZM44 137H43V139H46V138H47L46 141H48V139L51 138L52 136H51V137H48V136L45 135ZM60 137H61V135H60ZM88 137H89V136H87L86 138H88ZM95 137H97V136L95 135ZM163 137H164V136H163ZM163 137L161 138V140L163 139ZM166 137H167V135H166ZM190 137H191V136H190ZM193 137H194V135H193ZM204 137H205V136H204ZM246 137H247V136H246ZM20 138H19V139H20ZM23 138H27V137L24 136ZM34 138H36V136H34ZM37 138H38V137H37ZM41 138H40V139H41ZM78 138H79V137H78ZM145 138H146V137H145ZM148 138H149V137H148ZM150 138H151V137H150ZM167 138H168V137H167ZM167 138H165V139H167ZM170 138H172V137H170ZM200 138H201V136H200ZM247 138H248V137H247ZM247 138H246V139H247ZM251 138H252V137H251ZM255 138H257V136H256ZM12 139H14V138H12ZM54 139H55V136H54ZM61 139H62V138H61ZM80 139H81V138H80ZM91 139H93V138H91ZM102 139H103V138H102ZM154 139H155V138H154ZM156 139H157V138H156ZM214 139H215V138H214ZM218 139H220V138H218ZM258 139H259V138H258ZM262 139H263V138H262ZM15 140H16V139H15ZM23 140H24V139H23ZM29 140H30V139H29ZM34 140H35V139H34ZM36 140H37V139H36ZM51 140H52V139H51ZM62 140H63V139H62ZM151 140H152V138L149 139V141H151ZM174 140H175V139H174ZM178 140H179V139H178ZM209 140H210V139H209ZM215 140H216V139H215ZM238 140H239V139H238ZM238 140H237V141H238ZM248 140H249V138H248ZM252 140H253V139H252ZM254 140H255V139H254ZM3 141H4V139H3ZM3 141L1 140L2 143H3ZM10 141H12V140H10ZM21 141H22V140H21ZM69 141H67V142H69ZM72 141H73V140H72ZM75 141H76V138H75L74 142H75ZM87 141H88V140H87ZM153 141H154V140H153ZM153 141H152V142H153ZM166 141H167V140H166ZM166 141H165V142H166ZM169 141L171 142V139H169ZM196 141H197V139H196ZM18 142H19V141H18ZM48 142H49V141H48ZM51 142H52V141H51ZM57 142H58V141H57ZM64 142H65V141H64ZM74 142H73V144L76 145V146L79 144V143L76 144V143H74ZM77 142H78V140H77ZM88 142H89V141H88ZM88 142H85V143H88ZM103 142H106V141H103ZM147 142H148V141H147ZM152 142H151V143H152ZM167 142H168V141H167ZM172 142H173V140H172ZM172 142H171L170 144H168V145L171 146V144H173ZM214 142H215V141L213 140V143H214ZM241 142H242V141H241ZM15 143H16V142H15ZM15 143H13V141H12L10 147L13 148V144H14V147H15ZM38 143H39V140H38ZM44 143H45V142H44ZM69 143H70V142H69ZM80 143H82V142H80ZM85 143H84V144H85ZM151 143H149L150 146H151ZM217 143H218V142H217ZM237 143H238V142H237ZM239 143H240V142H239ZM113 144H114V143H113ZM174 144H176V141H174ZM174 144H173L171 147H173ZM202 144H203V143H202ZM8 145H9V144H8ZM17 145H19V144L17 143ZM17 145H16V146H17ZM50 145H52V144L50 143L49 146H50ZM101 145H102V144H101ZM101 145L99 144V146H101ZM168 145L166 144L167 148H168ZM211 145H212V144H211ZM217 145H218V144H217ZM240 145H241V144H240ZM1 146H4V145H1ZM1 146H0V147H1ZM20 146H21V145H20ZM46 146H47V145H46ZM54 146H55V145H53V147H54ZM58 146H60V145H58ZM58 146L56 145L57 148H58ZM83 146H84V148L86 147V145H83ZM89 146H90V144H89ZM94 146L96 147V145H94ZM103 146H104V145H103ZM115 146H116V145H115ZM4 147H5V146H4ZM29 147H30V146H29ZM41 147H42V146H41ZM41 147H40V149H41ZM47 147H48V146H47ZM73 147H74V146H73ZM141 147H142V146H141ZM203 147H205V146H203ZM209 147H210V146H209ZM1 148H2V147H1ZM15 148H16V147H15ZM42 148H43V147H42ZM50 148H51V147H50ZM50 148H49V149H50ZM57 148H56V149H57ZM69 148H71V147L69 146ZM77 148H78V147H77ZM80 148H81V147H80ZM90 148H91V147H90ZM104 148H107V147L105 146ZM169 148H170V147H169ZM169 148H168V149H169ZM2 149L4 150V148H2ZM8 149H9V148H8ZM44 149H45V148H44ZM46 149H48V148H46ZM86 149H87V148H86ZM100 149L102 150L103 148L100 147ZM100 149L97 150V151H99L100 153H102L103 151H105V150L101 151ZM109 149H110V147H109ZM170 149H171V148H170ZM202 149L205 151L204 148H202ZM0 150H1V149H0ZM3 150L0 151V155L4 153ZM6 150H7V149H6ZM12 150H13V149H12ZM12 150L10 149L11 152H12ZM25 150H26V149H25ZM29 150H30V149H29ZM31 150H32V149H31ZM31 150H30V152H31ZM34 150H36V149H34ZM42 150H43V149H42ZM53 150H54V149H53ZM66 150H68V149H66ZM75 150H76V149H75ZM79 150H80V149H79ZM83 150H84V149H83ZM139 150H140V149H139ZM162 150H163V149H162ZM171 150H172V149H171ZM174 150H175V148H174ZM206 150L208 151L209 148H208V149L206 148ZM211 150H212V149H211ZM55 151H56V150H55ZM91 151H92V150H91ZM95 151H96V150H95ZM109 151H111V149H110ZM164 151H165V150H164ZM166 151H167V150H166ZM166 151H165V153H166ZM169 151H170V150H169ZM201 151H202V150H201ZM201 151H200V152H201ZM225 151H226V150H225ZM2 152H3V153H2ZM42 152H44V151H42ZM58 152H59V151H56V153H58ZM64 152H65V150H64ZM99 152H98V153H99ZM170 152H171V151H170ZM198 152H199V151H198ZM200 152H199V156H200L201 153H202V154H205V153H206V152L203 153V151H202L201 153H200ZM227 152H228V151H227ZM28 153H29V151H28ZM45 153H46V152H45ZM54 153H55V152H54ZM61 153H63V152H61ZM72 153H73V152H72ZM108 153H109V152H108ZM114 153H116V152H114ZM114 153L111 154V155L114 156ZM120 153H121V152H119V153H117V154L120 155ZM142 153H143V152H142ZM258 153H259V152H258ZM9 154H10V153H9ZM9 154H8V155H9ZM20 154H21V153H20ZM78 154H79V153H78ZM87 154H88V153H87ZM90 154H92V152H91ZM105 154H106V153L104 152L103 155H102V154H101V155L104 157ZM117 154H115V155L117 156ZM144 154H146L145 151H144L143 155H144ZM8 155H7V156H8ZM30 155H32V154H30ZM40 155H41V154H40ZM40 155H39V158H40ZM43 155H44V154H43ZM101 155H100V156H101ZM119 155H118V156H119ZM207 155H208V154H207ZM10 156H11V154H10ZM21 156H22V155H21ZM44 156H45V155H44ZM52 156H53V155H52ZM54 156H55V154H54ZM65 156H66V154H65ZM77 156H78V155H77ZM80 156H81V155H80ZM86 156H87V155H86ZM90 156H91V155H90ZM93 156H94V155H92V157H93ZM96 156H97V158H98L99 155H96ZM100 156H99V157H100ZM136 156H137V155H136ZM168 156H169V155H168ZM202 156H203V155H202ZM15 157L17 158V156H15ZM18 157H19V154H18ZM22 157H23V156H22ZM29 157H30V156H29ZM31 157H32V156H31ZM42 157H43V156H42ZM109 157H110V156H108V158H109ZM120 157H121V156H120ZM120 157H119V158H120ZM164 157H165V154H164ZM256 157H257V156H256ZM3 158H4V157H3ZM25 158H26V157H25ZM33 158H34V156H33ZM58 158H59V157H58ZM62 158H63V157H62ZM70 158H71V157H70ZM75 158H76V157H75ZM81 158H83V157H81ZM115 158H116V157H115ZM122 158H123V157H121L120 159H122ZM174 158H175V157H174ZM204 158H205V157H204ZM19 159H20V158H19ZM22 159H23V158H22ZM27 159H28V158H27ZM47 159H49V158H47ZM51 159H52V158H51ZM54 159H55V158H54ZM90 159H91V158H90ZM99 159H100V158H99ZM106 159H107V158H106ZM123 159H124V158H123ZM123 159H122V161H119V162H123V161H125V160H123ZM166 159H167V157H166ZM3 160H4V159H3ZM16 160H17V159H16ZM23 160H24V159H23ZM38 160H39V159H38ZM63 160H65V159H63ZM183 160H184V158H183ZM183 160H181V161H183ZM21 161H22V160H21ZM40 161H41V160H40ZM44 161H45V160H44ZM44 161H43V162H44ZM46 161H47V160H46ZM53 161H54V160H53ZM74 161H76V160H74ZM101 161H102V160H101ZM167 161H168V159H167ZM181 161H180V162H181ZM33 162H34V161H33ZM36 162H37V161H36ZM49 162H51V161H49ZM56 162H58V161H56ZM95 162H96V161H95ZM117 162H118V161H117ZM119 162H118V163H119ZM125 162H127V161H125ZM183 162H184V161H183ZM201 162H202V161H201ZM252 162H253V161H252ZM16 163H17V161H16ZM18 163H19V162H18ZM39 163H40V162H39ZM44 163H45V162H44ZM91 163H92V162H91ZM91 163H89V164H91ZM114 163H115V162H114ZM133 163H134V165H135L136 162L134 161ZM162 163H163V162H162ZM168 163H169V162H168ZM168 163H167V164H168ZM186 163H187V162H186ZM186 163L184 162V164H186ZM20 164H21V163H20ZM20 164H19V165H20ZM40 164H41V163H40ZM49 164H51V163H49ZM63 164H64V163H63ZM104 164H106V162H104ZM116 164H117V163H116ZM121 164H125V163L123 162V163H121ZM131 164H132V163L129 162V165H131ZM147 164H148V163H147ZM179 164H180V163H179ZM204 164H205V163H204ZM2 165H3V163H2ZM21 165H22V164H21ZM21 165H20V166H21ZM45 165H46V164H45ZM53 165H54V164H53ZM84 165H86V164L84 163ZM84 165H83V166H84ZM91 165H92V164H91ZM91 165L88 166V167H89V168L94 167L93 165H92V166H91ZM95 165H96V164H95ZM102 165H103V163H102ZM119 165H120V164H117V168H116V170H119V167L122 166V165H120V166H119ZM138 165H140V164H138ZM141 165H143V164L141 163ZM141 165H140V166H141ZM169 165L172 166L171 163H170ZM177 165H178V164H177ZM15 166H16V165H15ZM34 166H35V165H34ZM40 166H41V165H40ZM50 166H51V165H50ZM79 166H80V165H79ZM147 166H148V165H147ZM157 166H158V164H157ZM178 166H179V165H178ZM178 166H177V167H178ZM185 166H186V165H185ZM12 167H14V165H13ZM38 167H39V166H38ZM42 167H43V166H41V168H42ZM65 167H66V166H65ZM84 167H85V166H84ZM122 167H123V169H124V166H122ZM125 167L128 168V167H130V166H128V164H127V165H125ZM177 167H176V168H177ZM182 167H183V166H182ZM15 168H16V167H15ZM34 168H36V167H33V169H34ZM39 168H40V167H39ZM39 168H38V169H39ZM41 168H40V170H42ZM46 168H47V167H46ZM46 168H45V169H46ZM51 168H52V167H51ZM54 168H55V167H54ZM66 168H68V167H66ZM79 168H80V167H79ZM126 168H125V169H126ZM136 168H137V167H136ZM136 168H134V169H136ZM139 168H140V167H139ZM179 168H180V167H179ZM179 168H178V169H179ZM183 168H184V167H183ZM2 169H3V168H2ZM6 169H7V168H6ZM29 169H30V168H29ZM38 169H35V171L37 172ZM47 169H48V168H47ZM47 169H46V170H47ZM57 169H58V168H57ZM80 169H82V170H80V172H81V171H82V172H83V171H86V170L83 169V167L80 168ZM94 169H95V168H93L92 170H94ZM123 169H122V172L124 173ZM144 169L147 171L146 168H144ZM155 169H156V168H155ZM14 170H15V169H14ZM19 170H20V169H19ZM40 170H39V173H40ZM51 170H52V169H51ZM53 170H54V169H53ZM65 170H66V169H65ZM140 170H141V169H140ZM140 170H139V171H140ZM6 171H7V170H6ZM26 171H27V170H26ZM35 171H34V172H35ZM47 171H48V170H47ZM54 171H55V170H54ZM58 171H59V170H58ZM67 171H68V170H67ZM90 171H91V170H90ZM136 171H137V169H136ZM3 172H5V171H3ZM12 172H13V171H12ZM14 172H15V171H14ZM16 172H17V171H16ZM23 172H24V171H23ZM55 172H56V171H55ZM63 172H64V171H63ZM80 172H79V173H80ZM92 172H94V171H91L90 173H91L92 175H95V174H93ZM96 172H97V171H95L94 173H96ZM140 172H141V171H140ZM234 172H236V171H234ZM5 173H6V172H5ZM8 173H9V172H8ZM8 173H7V174H8ZM59 173H61V172H59ZM86 173H87V172H86ZM86 173H85V174H86ZM123 173H122V174H123ZM125 173H126V170H125ZM250 173H251V171L249 172V174H250ZM48 174H49V173H48ZM53 174H54V173H53ZM64 174H65V173H64ZM119 174H120V172H119ZM119 174H118V175H119ZM146 174H147V173H146ZM192 174H193V173H192ZM194 174H195V173H194ZM3 175H4V174H3ZM49 175H51V174H49ZM83 175H84V174H83ZM142 175H144V174H142ZM235 175H236V174H235ZM7 176H8V175H7ZM11 176H13V175H11ZM44 176H46V175L44 174ZM86 176H87V175H86ZM89 176H90V175H89ZM122 176H123V175H122ZM126 176H127V175H126ZM37 177H38V174H37ZM67 177H68V176H67ZM82 177H84V180H86V179H85V176H82ZM90 177H91V176H90ZM144 177H147V176H144ZM235 177H236V176H235ZM1 178H2V177H1ZM4 178H5V177H4ZM16 178H17V177H16ZM28 178H29V177H28ZM34 178H35V177H34ZM50 178H51V177H50ZM50 178H49V180H50ZM63 178L65 179V177H63ZM86 178H87V177H86ZM93 178H94V180H95V178H97V176L95 175V177H93ZM93 178H92V179H93ZM237 178H238V176H237ZM31 179H32V178H31ZM35 179H36V178H35ZM42 179H43V178H42ZM46 179H47V178H45V180H46ZM66 179H67V178H66ZM143 179H144V178H143ZM3 180H4V179H3ZM80 180H81V178H80ZM84 180H83V181H84ZM88 180L90 181L91 179H88ZM88 180H87V182H88ZM96 180H97V179H96ZM98 180H99V179H98ZM145 180H146V179H145ZM148 180H149V179H148ZM237 180H238V179H237ZM47 181H48V179H47ZM54 181H55V180H54ZM57 181H58V180H57ZM59 181H60V180H59ZM83 181H82V184H83V186H84V185H86V184H84V182H86V181H84V182H83ZM92 181H93V180H92ZM245 181H246V178H245ZM30 182H31V181H30ZM36 182H37V181H36ZM38 182H39V181H38ZM44 182H45V181L43 180V183H44ZM80 182H81V181H80ZM103 182H104V181H103ZM105 182H108V181H105ZM124 182H126V180H125ZM134 182H135V185H136V183H137L138 186L140 185L138 182H136L135 179H134ZM141 182H143V180H142ZM149 182H150V181H149ZM149 182H148V183H149ZM183 182H184V181H183ZM183 182H182V183H183ZM188 182H189V181H188ZM246 182H247V181H246ZM41 183H42V182H41ZM41 183H40V184H41ZM51 183H52V182H51ZM56 183H58V182H56ZM61 183H62V182H61ZM88 183H90V182H88ZM97 183H98V181H97ZM111 183H112V182H111ZM114 183H115V182H114ZM44 184H45V183H44ZM79 184H80V183H79ZM104 184H105V183H104ZM151 184H152V183H151ZM52 185H53V184H52ZM61 185H63V184H61ZM65 185H66V184H65ZM65 185H64V186H65ZM108 185H109V184H108ZM145 185H146V184H145ZM184 185H185V182H184ZM184 185H183V186H184ZM188 185H189V184H187V186H188ZM1 186H2V185H1ZM16 186H17V185H16ZM38 186H39V185H38ZM42 186H43V185H42ZM44 186H45V185H44ZM44 186H43V187H44ZM59 186H60V185H59ZM64 186H63V187H64ZM105 186H106V185H105ZM113 186H114V184H113ZM146 186H147V185H146ZM150 186H152V185H150ZM180 186H181V185H180ZM183 186H182V187H183ZM187 186L185 185L186 188H189V187H190V185H189V187H187ZM20 187H21V186H20ZM40 187H41V186H40ZM63 187H62V188L60 187V189H63ZM84 187H85V186H84ZM110 187H111V185H110ZM152 187H153V186H152ZM152 187H151V188H152ZM154 187H155V186H154ZM18 188H19V187H18ZM31 188H32V187H31ZM31 188H30V189H31ZM37 188H38V187H37ZM78 188H79V187H78ZM80 188H82V185H81V184H80ZM80 188H79V189H80ZM139 188H140V186H139ZM139 188H138V189H139ZM148 188H149V190H150V187H147L146 189L148 190ZM167 188H168V187H167ZM35 189H36V188H35ZM73 189H74V188H73ZM75 189H76V188H75ZM141 189H142V188H141ZM189 189H190V188H189ZM82 190H83V189H82ZM147 190H146V191H147ZM32 191H33V190H32ZM66 191H67V190H66ZM139 191L141 192L142 190L139 189ZM174 191H175V189H174ZM60 192H62V191H60ZM143 192H145V191H143ZM150 192H151V191H150ZM150 192L147 191V194L150 193ZM153 192H154V191H153ZM153 192H151V193H153ZM4 193H5V192H4ZM55 193H56V192H55ZM78 193H81V192H78ZM185 193H187V192H185ZM188 193H189V192H188ZM87 194H88V193H87ZM142 194H143V193H142ZM144 194H145V193H144ZM147 194H146V195H147ZM154 194H156V193L154 192ZM154 194H153V195H154ZM189 194H190V193H189ZM60 195H61V193H60ZM65 195H66V194H65ZM84 195H85V194H84ZM150 195H151V194H150ZM70 196H72V195H70ZM142 196H143V195H142ZM77 197H78V196H77V193H76V198H77ZM124 197H125V196H124ZM147 197L150 198L149 195H147ZM154 198H155V197H154ZM30 199H31V198H30ZM62 199H63V198H62ZM71 199H72V198H71ZM125 199H127V198H125ZM125 199H124V200H125ZM58 200H59V199H58ZM63 200H64V199H63ZM74 200H75V199H74ZM122 200H123V199H122ZM141 200H142V199H141ZM145 200H146V199H145ZM145 200H144V201H145ZM147 200H148V199H147ZM147 200H146V201H147ZM207 200H208V199H207ZM126 201H127V200H126ZM158 201H159V200H158ZM2 202H3V201H2ZM59 202H60V201H59ZM121 202H122V201H121ZM4 203H5V202H4ZM34 203H35V202H34ZM36 203H37V202H36ZM100 203H101V202H100ZM124 203H125V202H124ZM156 203H158V202H156ZM73 204H74V203H73ZM73 204H72V205H73ZM91 204H92V202H91ZM134 204H136V203H134ZM99 205H100V204H99ZM123 205H124V204H123ZM123 205H122V206H123ZM127 205H128V204H127ZM155 205H156V204H155ZM157 205H158V204H157ZM117 206H118V205H117ZM4 207H5V206H4ZM9 207H10V206H9ZM75 207H77V206H75ZM103 207H104V205H103ZM123 207H124V206H123ZM123 207H121V208H123ZM57 208H58V206L56 207V209H57ZM73 208H74V207H73ZM80 208H81V207H80ZM82 208H83V207H82ZM101 208H102V207H101ZM105 208H106V207H105ZM105 208H102L101 210H103V209H105ZM112 208H113V207H112ZM112 208H110V209H112ZM126 208H127V207H126ZM139 208H140V207H139ZM53 209H55V208H53ZM53 209H52V210H53ZM74 210H75V209H74ZM105 210H107V208H106ZM124 210H125V208H124ZM124 210H122V211H124ZM136 210H137V209H136ZM141 210H142V209H141ZM110 211H111V210H110ZM107 212H108V211H107ZM111 212H112V211H111ZM117 212H119V211H117ZM109 213H110V212H109ZM196 213H197V212H196ZM245 214H246V213H245ZM251 214H252V213H251ZM251 214H250V213H247L248 216H250ZM47 215H48V214H47ZM65 216H66V215H65ZM116 216H117V215H116ZM192 218H193V217H192ZM203 218H204V217H203ZM90 219H91V218H90ZM114 219H115V218H114ZM137 219H139V218H137ZM169 219H170V218H169ZM117 220H118V219H117ZM129 220H130V219H129ZM202 220H203V219H202ZM139 221H140V219H139ZM168 221H169V220H168ZM205 221H206V219H204V223H205ZM207 221H208V220H207ZM207 221H206V222H207ZM262 221H263V220L261 219V222H262ZM81 222H82V221H81ZM118 222H119V221H118ZM246 222H247V221H246ZM248 222H249V221H248ZM248 222H247V224H248ZM240 223H241V222H240ZM262 223H263V222H262ZM3 224H4V223H3ZM42 224H43V223H42ZM235 224H236V223H235ZM255 224H256V223H255ZM52 225H53V224H52ZM54 225H55V224H54ZM84 225H85V224H84ZM121 225H122V227H123V224H122V223H121ZM236 225H238V224H236ZM239 225H240V224H239ZM244 225H245V224H244ZM250 225H252L251 222H250L249 225H246V226L250 227ZM259 225H261V224H259ZM256 226H257V224L255 225V227H256ZM7 227H9V226H7ZM80 227H81V226H80ZM136 227H137V226H136ZM252 227H254V226H252ZM252 227H251V228H252ZM258 227H259V226H258ZM258 227H257V230H258L261 226H260L259 228H258ZM5 228H6V226H5ZM53 228H54V227H53ZM87 228H88V227H87ZM134 228H135V227H134ZM153 228H154V227H153ZM238 228H239V227H238ZM261 228H262V227H261ZM89 229H90V228H89ZM123 229H124V228H123ZM137 229H138V227H137ZM184 229H185V228H184ZM243 229L245 230L246 228L243 226ZM248 229H249V228H248ZM253 229H254V228H253ZM85 230H86V229H85ZM94 230H95V229H94ZM257 230H256L255 234L257 233ZM4 231H5V230H4ZM58 231H59V230H58ZM90 231H91V230H90ZM90 231H88V232H90ZM124 231H125V230H124ZM126 231H127V230H126ZM195 231H196V230H195ZM195 231H194V232H195ZM241 231H242V230H241ZM252 231H253V230H252ZM254 231H255V230H254ZM42 232H43V231H42ZM44 232H45V231H44ZM52 232H53V231H52ZM52 232H50V233H51V235L54 236V233H55V232H54L53 234H52ZM86 232H87V231H86ZM182 232H183V231H182ZM246 232H248V230H246L245 233H246ZM258 232H259V230H258ZM56 233H57V232H56ZM131 233H132V232H131ZM243 233H244V232H243ZM132 234H133V233H132ZM201 234H202V233H201ZM203 234H204V233H203ZM211 234H212V233H211ZM253 234H254V233H253ZM258 234H259V233H258ZM260 234H261V232H260ZM263 234H264V233H263ZM48 235H49V234H48ZM51 235H50V237H51ZM56 235H57V234H56ZM56 235H55V236H56ZM58 235H59V234H58ZM128 235H129V234H128ZM199 235H200V234H199ZM256 235H257V234H256ZM97 236H98V235H97ZM156 237H157V236H156ZM209 237H210V236H209ZM258 237H259V235L257 236L256 239H258ZM54 238H55V237H54ZM124 238H125V237H124ZM185 238H187V237H185ZM206 240H207V239H206ZM55 241H56V240H54V243H55ZM209 241H210V240H209ZM209 241H207V242H209ZM250 241H251V240H250ZM250 241H249V242H250ZM57 242H58V240H57ZM59 242H60V239H59ZM200 242H201V241H200ZM13 243H14V242H13ZM49 243H50V242H49ZM150 243H151V242H150ZM150 243H149V244H150ZM210 243H211V242H210ZM57 244H58V243H57ZM59 244H60V243H59ZM200 244H201V243H200ZM52 245H53V244H52ZM211 245H212V244H211ZM214 245H216V244H214ZM50 246H51V245H50ZM53 246H54V245H53ZM185 246H186V245H185ZM54 247H55V246H54ZM60 247H61V246H60ZM60 247H59V248H60ZM61 248H62V247H61ZM146 248H147V247H146ZM148 248H149V247H148ZM189 248H190V247H189ZM54 249H55V248H54ZM149 249H150V248H149ZM177 249H179V248H177ZM57 250H58V249H57ZM102 250H103V249H102ZM124 250H125V249H124ZM158 250H159V248H158ZM192 250H193V249H192ZM262 250L264 251V249H262ZM179 251H180V250H179ZM140 252H141V251H140ZM125 253H126V252H125ZM153 253H154V254H153ZM153 253H152V254H153V256H154L155 253H156V251L153 252ZM41 254H42V253H41ZM127 254H128V253H127ZM144 254H145V253H144ZM32 255L34 256L35 253H33ZM36 255H37V254H36ZM36 255H35V256H36ZM42 255H43V254H42ZM128 255H130V254H128ZM149 255H150V254H149ZM199 255H200V254H199ZM145 256H146V254H145ZM156 256H158V255H156ZM159 256H160V255H159ZM0 257H1V256H0ZM45 257H46V255H45ZM143 257H144V256H143ZM248 257H249V256H248ZM36 258H37V257H36ZM43 258H44V257H43ZM144 258H145V257H144ZM147 258H148V257H147ZM231 258H232V257H231ZM231 258H230V259H231ZM235 258H236V257H235ZM37 259H39V258H37ZM134 259H135V258H134ZM150 259H151V258H150ZM230 259H229V260H230ZM41 260H42V259H40V261H41ZM152 260H153V259H152ZM158 260H159V259H158ZM164 260H165V259H164ZM249 260H250V259H249ZM12 261H13V260H12ZM12 261L7 262V264H8V263L10 264V262H12ZM44 261H45V260H44ZM44 261H43V262H44ZM47 261H48V260H47ZM160 261H161V260H160ZM169 261H170V260H169ZM126 262H127V261H126ZM148 262H149V261H148ZM162 262H164V261H162ZM243 262H244V261H243ZM249 262H251V261H249ZM38 263H39V262H38ZM129 263H130V262H129ZM158 263H159V262H158ZM169 263H170V262H169ZM235 263L237 264V259H235ZM246 263L248 264V261L245 262V264H246ZM12 264H13V262H12ZM41 264H42V261H41ZM127 264H128V263H127ZM159 264H160V263H159ZM241 264H242V263H241Z\"/></svg>",
	"mask_w": 264,
	"mask_h": 264
}]
</instances>
